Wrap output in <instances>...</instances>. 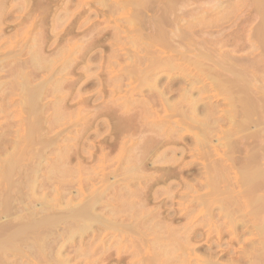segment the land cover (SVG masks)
<instances>
[{
    "label": "rangeland",
    "instance_id": "1",
    "mask_svg": "<svg viewBox=\"0 0 264 264\" xmlns=\"http://www.w3.org/2000/svg\"><path fill=\"white\" fill-rule=\"evenodd\" d=\"M20 1L22 3H20ZM43 1H41V0H23V1L22 0H1L0 1V8H1L0 12L2 13L4 11L1 14V18L2 19L0 18V31L2 30L1 31L2 34L0 33V36H1L0 37V83L2 85L1 88H0V108H2V110L0 109V114H1V116H0V143H1V145H0V157H4L6 152L11 151L10 149H12L11 147L14 144L15 139L19 140L20 137H21L20 133L23 134L22 125L24 127L25 123L21 122L22 121L21 120V116H22V119H23V116H26V113H22V111L19 112L20 109H22V107H21L22 105H21V102H20L21 95H19L20 92L22 93V85L20 84V82L27 75L26 73H29L30 76H29V78H27L28 81L30 79V81H29L30 83L29 84L30 85L33 84L32 86L40 84V87H41L40 90L43 92L41 94V96H42V98H41L42 101L41 102H42V106L43 107L45 106V108H43V110H45L43 112H45V113H43L42 115L43 116L46 115L47 118H48V119H46L45 123L50 125V123L52 122V125H50L52 129L49 128L48 125L46 124V126L49 128V131H47V133H48V135H50V136H48V135L47 136L48 137H52L56 133H59L57 131H60V133H61V131H63L61 133L62 136H60V134H58L60 137L56 136L58 141L55 142V143H57L58 145L57 144L56 145L52 144L53 146H50L49 144H51V143H49L48 144L49 147L47 149L44 148L46 150V152H45V157L42 160V165H41L42 168H41V170H39V172H37V176L38 177L40 176L38 178V180L40 179L39 183H43L42 181L46 180L45 177H49V179H54L53 183L50 180L52 184L48 181L49 179L47 180L48 184L46 183V181H44V183H46L45 184L46 186L43 184L45 188L47 187L46 189H48V187L51 185L50 187L52 189L49 187L50 189L46 191V189L44 187H42L44 190L41 187H39L41 192L38 189L39 192L37 191V193H39V194L43 193L44 194V193H47L49 191L48 192V195H49L51 190H52L51 192H53V190H54L53 188L56 187V188L60 189V187H61L62 194L64 195L62 197V199H61V204L66 206V205H68L67 202L68 201L70 202L69 197L70 198L72 197L71 203H70V204H72L73 203L72 201H75V202L79 201L80 202L83 199L82 197H84L83 195L88 196L95 189L99 190L101 188L100 193H102V190L104 189L105 192L103 191L104 193H102V195H101V201H99L100 204L96 205L95 211H96L97 214L99 213L100 216L103 215L101 217L108 218L107 221L109 220V222L110 221L113 222V221L116 220L114 223H110L108 225H114V226L117 225V227H118L117 228V227H113V226L110 227L109 226V227H107L108 229H106L105 226H103V225H101L99 223L97 224V223H95L97 221H94L95 224L93 223L92 228L90 227L91 228V229L89 228L90 230H86L85 234H84V232L81 235L77 234V236L73 237L74 238L73 240H71L72 238L69 240V239H66L65 237H63L64 240L66 239V241H64L63 238H62V240L65 242V244H64L63 241H59V244L63 243V245H62L63 247H61V250H60L61 251V255L62 256L64 255L65 257H68V258H65L63 256L65 259L69 260L68 261L69 264H72V263L73 264H136V263L137 264H141V263L142 264H186V263L187 264H200V263L201 264H219V262H220V264H222V263L223 264H225V263L226 264H264V256H261V255H264V253H262V252H264L263 251L264 249L261 246V244L264 243V240H263L264 238H262L264 236V233H263V231L260 232L259 229H258V231H259L258 232L257 231V227H256V226H258L257 224H261L259 226L263 225V222L261 223L259 220L261 219V221H262L263 220L262 218H264V201L262 203L260 200H257L258 202L261 203V204L259 203L260 204L259 207H261V208L259 210H257L258 215H255V216H257L258 221L256 220V217L254 216L255 217V218H253L254 221H255L254 222L252 217H250V214H251L250 212L252 210L254 211V209H255L254 207H257V206H253V208H254L253 209L252 206H251V202L247 201L248 198L243 193V192L246 191L247 194H248V197H249V195H251L250 193L253 192L252 196L253 195L257 196L258 195L259 197H261L260 199L263 200L264 199V192H263L264 191V186H263L264 185V182H263L264 181V174L263 173L261 174L263 177L261 175H260V177L259 176L257 177L258 178L257 181L255 180V182H256L255 183L256 184L255 188H253L254 190L252 189L251 192H250L251 188L248 191L245 190L246 188H245L244 184H241V185L239 184V186H238V183H237V186H236V183L232 184L234 182V180L232 179L233 176H234V179L237 180V178H235V175H233L234 173H232V172H228L229 173V174L227 173L228 175L226 174L227 176H229V178H226L227 176H225L226 179L225 180H224V178L221 179V180H223L222 183L220 181L221 184H224V181H227L228 179H230V182L228 180L227 182H225L227 184H224L222 186H219V185H221L219 183L217 185L218 186L217 187L218 190L216 188H212L211 186L210 187L212 189H210V187L207 186V181H206L208 177L206 178V173H204L206 171V169H204L205 165L215 164V163H212L213 159H214V161L219 159L220 155H218V154H220V153L223 154L224 152L226 153V151L229 148V146H230V150H231L230 151L231 153L230 152L229 153L231 154V156H233V164H234L235 167H239L240 165H242L244 163L245 158H249L248 157L250 155L249 152L253 153V154L252 153L251 154L253 155V159L252 160H253V163L255 162V165L261 164V163L264 162V155H263L264 154V147H263L264 146V144H263L264 143V130H263L264 129V123H263L264 122V114H263V112H264V98H263L264 97V78H263L264 77V74H263L264 73V55H263L264 54V52H263L264 48L262 47L264 44H263V42L261 40V37L254 38V36L251 35V34H253L252 30H254L256 28L259 29V27H261V28L264 27V26H261V24L264 25V20L262 21L263 16H264V9H261V7L263 6L264 3L262 4V2H261V7L258 8L259 3L257 2V0H243V1L242 0H233L232 2H231V0H220V2H222V3H220L219 0H217V1L216 0L215 1L214 0H202V4H200L201 0H197V1L196 0H184L183 1L184 3L182 2V0H179V2H177L178 4L176 6H174L175 9L176 8H178V9H176V10L174 9V11H175L174 12L173 11L174 7L172 6L174 4H171V2L174 1V0H171V1L170 0L169 1H167V0H150V1H152V2L149 1L150 3H148V2L146 3L145 1H147V0H143L144 1V2L142 1L143 4L144 3H146V4L142 5V3H140L139 5H137L139 7L138 10H137L138 7H135V4L134 5L132 4L134 7H132V5H130L132 3L131 2L132 0H130L131 3L129 2V4H128V5H130V7L127 4L124 3V0H123V2H122V0H114V1L113 0H110V1L109 0H85V1L84 0H53V1L52 0H45L46 2H43ZM119 1H121V2H119ZM125 1L128 3V0H125ZM165 1H167V2H165ZM193 1H194V3H193ZM226 1H228L229 3L226 2ZM239 1H240V3H239ZM16 2H17V4H16ZM27 2H28V4H27ZM113 2H115V3H113ZM175 2H176V0H175ZM256 2H257V4H256ZM54 3H56V5ZM122 3H124V4L122 5ZM165 3L170 5V6H172V9H171L172 12H169L170 9L166 10L167 8H164L165 7L164 6ZM23 4H24V6H23ZM33 4L35 5V7H33L34 6ZM59 4H61V5H59ZM109 4H111V5H109ZM221 4L223 6H221ZM53 5H55V6H53ZM6 6H8V7L6 8ZM56 6H59V7H56ZM195 6L198 7V8H196ZM218 6H219V9H218ZM234 6H235V8H233ZM41 7H43V8H41ZM162 7H163V9H162ZM181 7H182V9H181ZM40 8H41V10H40ZM58 8H59V10H58ZM132 9L135 10V11H133ZM186 9H187V11H186ZM35 10L37 11L36 13L34 12ZM64 10H66V11H64ZM136 10L138 11V14H137ZM188 10H189L190 14L188 13ZM216 10H217V12H216ZM219 10H220V12H219ZM261 10H263V11H261ZM28 11H29V14H27ZM57 11H59V12H57ZM108 11H109V13H108ZM199 11H202V13L199 12ZM230 11H231V14H230ZM52 12H54V14H52ZM141 12L143 14H141ZM210 12L212 14H210ZM259 12H261L260 13L261 15L259 14ZM127 13L131 14V15H127ZM221 13H222V15H221ZM106 14H107L108 17L105 16ZM163 14H165V16ZM170 14H171V16H170ZM175 14H177V15L180 14V16H177V18L180 17L181 21L180 20H175L176 22L174 21L175 16H176ZM225 14H229V16L226 15V17H225ZM156 15H157V17H156ZM168 15H169V18H168ZM39 16H41L42 18H40ZM127 16L129 18H127ZM136 16H138V17H136ZM141 16H142V18H141ZM158 16H160V17H158ZM189 16H191V17H189ZM197 16H198V18H197ZM206 16H208V17L206 18ZM212 16L216 20V22H215L216 24H213L214 22H213ZM223 16L225 17V19L222 18ZM260 16H261V18H260ZM33 17H34V19H33ZM51 17H53V18H51ZM114 17H116V19ZM130 17H132V18L136 17V18L134 20H131ZM244 17H245V19H244ZM157 18H161V21L157 22L158 21ZM182 18L184 19V21L185 20L187 21L188 18H189L188 20H190V19L191 20H190V22L188 21L189 23H187L185 21L186 22V26H185V22L183 21ZM196 18L197 19L200 18L199 21L201 20L200 21L201 24L199 23V21ZM22 19H24V20H22ZM195 19L198 22L195 21ZM207 19H209V20L206 21ZM220 19H222L223 21L219 22ZM243 19L246 20V21H244ZM21 20H22L23 23L24 22L25 23L23 24L21 22ZM50 20H52V21H50ZM56 20H58V21H56ZM164 20L166 21V23L163 22ZM94 21L98 22V23H95ZM170 21H172L173 24ZM203 21H206V22L204 23ZM217 21H218V23H217ZM136 22L137 23L139 22L138 23L139 26H138V24ZM156 22H157V24H156ZM38 23H39V25H38ZM195 23H196V25H195ZM198 25H201V26L199 27ZM117 26L120 27V28H118ZM156 26L158 27V29L156 28ZM205 26H206V28H205ZM246 26H247V28H246ZM255 26H256V28H255ZM91 27L93 29H91ZM163 27H164V29H163ZM177 28H179V29L181 28L182 31H185V29H186V30H188L187 31L188 33L185 31L186 32V33L184 32L185 35L190 34L189 35L190 37L193 36V39H191L189 37V39L186 38L185 40H186V42H187V39L190 40V42L192 40L193 41V45L192 46L196 45V43H197V45L194 46V48L191 46L194 49V51H195V47H196V51L195 52H197V50H199L201 48L202 49L204 48L203 50L201 49L200 51L202 53V51L205 50L202 53L203 55L205 53H207V54L204 55L205 58L202 59L204 61L203 63H205L206 66L207 65H213L214 64L213 62H215V63L220 62V64H221L224 61L223 59L227 57V56L226 57L222 56V54H227V52L229 51L228 54L231 53L233 56H231V58L228 59V60L231 62V59H232V61L233 60L235 61L236 65L238 64L237 66H235L234 65L235 64L234 61H233L234 64H232V63L230 64V65H233L232 71L233 70L235 71L234 68L237 69L238 66H239V67H242V68L238 69L241 72H244L245 67H247L246 68L247 71L245 69L244 74L246 72H249L248 68L253 72V75H252L251 71L249 72V74L251 73L250 75L252 76L251 77L252 78L251 82H253L251 88H248L246 90L243 89L244 90V91L242 90L243 92H241L239 90L237 91L236 89L235 90L238 93L240 92V95H242L245 92L243 94V96L245 98H248L249 102L251 104L254 103L253 107L255 108V110H254L255 112H254L253 118L254 119L257 118L259 120V121H257V123H259V124H257L258 125L257 128L254 127V126L252 127V124H251V128L250 127L249 128L252 129V130H249V128H248V130L251 131V133L254 134V136H251L253 134L250 135L251 138L252 137H254V138L251 139V138H249L250 136H248V138H247V136H246L247 134H246L245 135V137L247 138L246 139L244 137L245 133L243 132L242 133L243 136H241L242 134H240V138H237L238 135H236V137H234L235 139L233 138L232 139L233 141H231L229 143L230 145H228L226 143L228 145V148L226 147L227 145L225 146L226 139H224V138H226L225 136H226L227 131H229L231 129V121H229L231 119L230 117L233 116L234 118H232V119L233 120H237V119L240 118V114L238 115V113H239L238 110H237L238 107H235L234 109H232L233 107H231L232 106L231 103L228 100H226V98H224V96H225L224 94H221V96H219V91H220L219 88H215L213 86L211 87L210 81L207 78L214 77V75H217L218 73L215 70L214 71L216 72V74L214 72H212V71L205 70L208 67H206L204 69L205 66H203V69H204V70H202L203 73H199L197 70H199L202 67L197 69L198 65L195 64L197 60H195V59H194L195 62L192 63V61H193V59H192L191 60L192 64L190 63L189 65L188 64H184V65L181 64L180 65V63H182L183 61L182 62L180 61V63H179V61H177L176 63L179 64L177 66V68L179 66H181L180 67L181 70L179 68L177 70H176V68H172V69H170V70H172V72H170L168 68L167 69L165 68V70H162L164 66H162V65L159 66L158 63H155V64H157V66L151 64L153 67L150 65V63L152 61L154 63L155 59L153 58V60H152V57H155V55L157 54L156 49H158V47H156V48H155V46L152 47V45L149 43V41L153 42L154 40L155 41L156 40L157 41L161 40L160 36H158V35H161L160 34L161 31L159 29H162V30L166 31L167 33L170 32L168 34V35H170L168 38L171 40L172 39L171 32L172 31L173 32H177V31H175ZM196 28H197V30H196ZM199 28H201V30ZM238 28H240V29H238ZM242 28H243V30H242ZM54 29H55V31H54ZM118 30H120V31H118ZM157 30H158V32H157ZM250 31H252V32H250ZM204 32H205V34H204ZM53 34H54V36H53ZM55 34H56L57 37L55 36ZM216 34H218V35H216ZM231 34H232V36L230 37ZM194 35L197 38H194L195 37ZM245 35H246V37H245ZM202 37H203V39H202ZM232 37H234V39ZM7 38H10V39H8L9 41H7ZM2 39H4V40H2ZM175 39H177V38H175ZM262 39H263V37H262ZM244 41L247 44L250 43V45L246 46V43ZM256 41H258L257 44H256ZM68 42H70V43H68ZM186 42L184 41V44ZM194 42H196V43H194ZM9 43H11V44L9 45ZM188 43H186V44H188ZM214 43H215V45H214ZM251 43L252 44L254 43V45H252ZM219 44H220V46H219ZM150 45H151L152 48L150 47ZM259 45L261 46V49L259 48L260 47ZM10 46H11V48H10ZM173 46L176 47L177 45L173 44ZM181 46H182V49H185L184 48L185 46L184 47H183V45H181ZM189 46L190 45H188L187 51H188L189 55H191L192 53L190 54V52H189L190 51ZM239 46L240 47L242 46V47L240 48ZM255 46H257L258 48L255 47ZM219 47L222 48V49H220ZM235 47H236V49H235ZM254 47H255V49H254ZM207 48L209 49L210 52L207 50ZM220 50H221V52H225V51L226 52L222 53V54L221 53L218 54L220 52ZM223 50H225V51H223ZM233 50H234V52H233ZM38 51H39V53H38ZM247 52L251 53V54H248ZM252 52H254L255 55ZM239 53H240V55H239ZM261 53H262V55H261ZM230 55L228 57H230ZM36 56L39 57V59L36 58ZM262 56H263V58H262ZM30 57H32L33 59L30 58ZM44 57H48V58H44ZM206 57H208V58H206ZM239 57H240V59L237 60ZM247 57L248 58L251 57L254 62H251L252 60L248 59ZM241 58H243V59H241ZM28 59H30V60L28 61ZM33 60H36V62L35 61H34L35 63L32 62ZM228 60H227V62H229ZM20 61H22L21 65H20ZM189 61L190 60H188V63H189ZM246 62H247L248 65L246 64ZM223 63L225 64L226 62L224 61ZM239 63H240V65H239ZM242 63L245 65V67H244V65H242ZM34 64H35V66H34ZM226 64H225V67L229 68L230 66H226ZM149 65L151 66V69H150V67L148 68ZM19 66H20V68H22V66H23L22 69H24V70H20L19 71L18 70ZM43 66H44V68H43ZM154 66H156L157 68L159 66V69L161 71L159 69H157V68H156V70H153L152 68H154ZM249 66H251V67H249ZM182 67H183V70H182ZM258 67H260V68H258ZM216 68H218L216 70H219L218 66ZM135 69L139 70L138 73H136L137 71ZM141 69H142V71H141ZM148 69H150V70L148 71ZM144 70L146 72H148V73L150 72L151 73L150 75H153V76L151 77L149 75V77H151V78H149V77L147 78L146 77L147 79H146V81L144 80V83H143V82H141L143 80H141L140 78L142 77V79H145V78H143V74H145ZM29 71H31V72H29ZM208 71H209L210 74L208 73ZM220 71L222 72V69ZM200 72H201V70H200ZM258 72H259V74H258ZM206 73H207V75L209 74L208 75L209 77H207ZM224 73H226L225 75L228 74V77L231 74V73H229L227 71L223 72L222 74H224ZM255 73H256V75H254ZM154 74H156V75H154ZM200 75H202V76H200ZM257 75L259 77H257ZM134 76H135V78H134ZM145 76H147V75H145ZM26 77H28V76H26ZM118 77L121 78L122 80H120ZM155 77H156V84L154 86H152V87L155 88V91L156 90L157 91L160 90V88L162 89V86H164L163 88L167 87L166 88L167 89V94H168L167 96L169 97V99H171L172 102H177V100L179 99V95L182 92V89L184 87H188V88H190L191 96L193 95L192 97L195 96L197 100H200V101H197L199 104L196 103L197 109H199V111L202 112L203 106L207 102L210 101L211 103H213L214 106L217 107V108L214 107L215 108L214 111L217 110L215 112V117L217 116L216 118L218 119V121L216 120L217 123L215 122V124H214L216 127H214V126L212 127L213 131L210 130L211 134L208 131V132L205 133V135H201V134H204V133H202L203 131L202 132L200 131L202 127L199 126V125L193 126V124L191 122H189V120L187 118H184V119H182L181 123H183V126L184 127L186 126V127L184 129H181L179 133L168 132V133H164V134L161 133L160 135L158 134L157 136L155 134V137L156 138L158 137L157 139L155 137H153L154 135L153 136L150 135V137H152V139H153V142H151L152 141V139H151L150 142L148 141V144L146 142L147 139L141 140L140 144L142 143L141 145H144L145 147H141V146L137 147V150H135V151L139 152V153H137L138 156H139V154H141L143 156H146L145 158H147L146 154H147L148 151L155 156V154H156L155 152L156 151H154V152H151V151L159 149V147H158L159 146V142H160V145H162V146H160V148L161 147H163V148L165 147L164 149H166L167 152L168 151L169 152L166 153V151L164 152V149H162V151L164 153V154H162L161 149H159L161 151V153H160L162 155L161 156L159 154V152H158L159 150H157L158 155L156 154L157 156H155L154 158L158 157L159 158L158 161L160 163L157 162V161L156 162L154 161L155 164H152V165H154L153 167L151 165V162H149V160H148V158L150 157L151 154H149L148 158L145 159V160L148 161V163H150V164H147V166H146V161L144 162V160L140 159V158H143V157L139 156L138 158L141 161L138 160L137 162H142L143 161L145 163L144 164V168L142 167V169H141L140 165H143V164L139 163L140 164V165H138V167H140V169H139L138 167H136V165L138 163L135 162V159H138V158H136L137 154L134 157V162H133V159L132 160L130 159L131 163H130V160H129V158H130L129 156L131 155V158H132L134 156L133 154H135V151L133 153V150H132V149H134L133 146L136 145L133 140L137 141L136 143H138L140 141V139H144L145 138V137H143L144 135H142L143 132H141L143 130L140 131L139 129L140 128L142 129V127H145L146 126L145 124L148 125L149 122L152 123V122L156 121L155 119L157 118L156 116H155L156 118H154L152 113L151 114H148V113L144 114L143 113L146 108L148 109V107H146V106H149V104H150V106H152L151 104L154 105L156 101L158 102L157 96L155 98V95H157V94H154L157 91L154 92V90L152 88V91H153L152 92L150 90L151 87L149 85V84L152 85L153 79ZM204 77H206V79ZM230 77H231V75H230ZM253 77L255 78L256 82H255ZM110 78H111V81H109ZM247 78H249V80L251 79L250 76L247 77ZM137 79L138 80L140 79L141 81L139 80V82H138ZM149 79H150L151 83L147 82V81H149ZM15 80L18 81V82H16ZM197 80H199V81H197ZM116 81H117V83H116ZM120 82L122 84H120ZM208 82H209V84H208ZM17 83H19V84H17ZM165 83L167 84V86H166ZM239 83H241V82L239 81ZM242 83L244 84V81ZM116 84H117V86H115ZM168 84H170V85H168ZM17 85H19V86H17ZM255 85H256V87L258 85L259 86L256 88ZM118 86H121V87L119 88ZM190 86L193 87L194 89L191 88ZM241 86H243V85H241ZM253 86L255 87L254 89H253ZM260 87L263 88V89H261ZM117 88H119L120 90L117 89ZM116 89H117V91H116ZM258 89H260V90H258ZM11 90H12V92H11ZM256 90H258V91H256ZM55 91H57L58 94ZM119 92H121V94ZM13 93H14V95H13ZM149 93H151V94H149ZM206 93H207V95H206ZM220 93H221V91H220ZM258 93H259V95H258ZM79 95H80V98H78ZM151 95L152 96L154 95V96L152 97ZM222 95H224V96H222ZM121 96H122L123 100H122ZM135 96L137 98H135ZM252 97L254 99L256 98V100H254ZM62 98L64 100H62ZM144 98L147 99L148 101H146ZM223 99H225V100L223 101ZM248 99H246V100H248ZM85 100H87V101H85ZM150 100H151V102H153V101H155V102L151 103ZM111 101H112V103H113V105L115 107L112 106ZM53 102L55 103V105H54ZM143 102L145 103V105H144ZM148 102H149V104H148ZM260 102H261L262 105L260 104ZM73 103H75V104H73ZM158 103H160V102H158ZM69 104L71 106H69ZM129 104H130V106H129ZM216 104H217V106H216ZM74 105H76V106H74ZM139 105H140V107L138 108L137 106H139ZM141 105L144 106V109H143V106H141ZM124 106H126V107H124ZM155 106H153V107L159 109L161 104H160V106H159V104H155ZM258 106H259V108H258ZM153 107H150L149 108L150 111L149 110L148 111L149 112H153V111H151V108H153ZM76 108H78V109H76ZM128 108H130V109H128ZM218 108H220V109L218 110ZM226 108H227V110H226ZM62 109H64V110H62ZM94 109L96 111H94ZM120 109L121 110L124 109V110L121 111ZM139 109H140V112L142 111V113H140V114H143V116L138 114L139 113ZM3 110L7 113V115L5 114V112ZM12 110H14V111L12 112ZM74 110L76 111V113H75ZM152 110H154V109H152ZM233 110H237V113H235V111L233 113L232 112L229 113V111H233ZM256 110H257L258 114L255 115ZM57 111H60V112L57 113ZM124 111H125V113H124ZM160 111H161V115H162L163 112H162V110H159V112ZM67 112H69V113H67ZM112 112H114V113L111 114ZM20 113H21V115H20ZM55 113H57V115H55ZM81 114L83 116H85V118H83L81 116ZM94 114H96V115H94ZM198 114H199V116L203 115V114H200V113H198ZM137 115H138V117H137ZM139 115L141 116L140 119H139V117H140ZM146 115H147V117H145ZM150 115H152V116L149 118ZM155 115H159V114L155 113ZM235 115H238V117H236ZM257 115H258V117H257ZM80 116H81V118H80ZM228 116H229V119H228ZM132 117H134L135 119L132 118ZM152 117L154 119H152ZM213 117L214 116H211L212 119H213ZM53 118L58 119L57 120L58 122L55 119H53ZM176 118H179V116H176ZM219 118H220V121H219ZM130 119H131V121H130ZM150 119H151V121H150ZM208 119L210 121L209 120H207V121L211 122V119L210 118H208ZM47 120H49V121H47ZM50 120H52V121L50 122ZM59 120H61V121H59ZM172 120H174V119H172ZM133 121H134V123H133ZM136 121H137V123H136ZM144 121H145V123H144ZM19 122H21V123H19ZM141 122H142V124H140ZM130 124H131V126H130ZM139 125L142 126V127H140ZM19 127H20L21 130L19 129ZM62 127L65 128V130ZM88 127H89V129H88ZM191 127L195 131H196V127H199V128H197V131L200 134V136H199L200 139H202V138L205 139L206 135L207 136L210 135L209 137L206 136V139L208 138L207 140L209 141L206 144V146L207 145L208 146L207 147L204 146L201 149V151H196L193 148L194 147L193 144H194L195 141L193 142L194 135L192 136V133H191L192 129H190ZM260 127H261V129H260ZM3 129H5V130H3ZM175 129H178V127H175ZM215 129H217L219 131L215 132ZM227 129H229V130H227ZM258 129H259V131H258ZM223 131H225L226 133L223 132ZM17 132H19V133H17ZM255 132L257 134H255ZM258 132H259L260 135L258 134ZM97 133H98V136H97ZM134 133H135V135H134ZM146 133L148 135L147 137H149L150 133L152 134V132H150L149 134H148V132H146ZM146 133H144V134L146 135ZM138 134H140L141 136H139ZM16 135H17V137H16ZM166 135H167V137H166ZM106 136H107V138H106ZM138 136L140 137L139 139H138ZM135 137H136V139H135ZM210 137H212V138H210ZM163 138H164V140H163ZM104 139L106 141H104ZM149 139L150 138H148V140ZM1 140H2V142H1ZM9 140L11 141V143H10ZM222 140H223V142H222ZM110 141H111V143H110ZM130 141H131V143H130ZM213 141L216 144H214ZM253 142H255V144ZM222 143H224V144H222ZM132 144H133V146H130ZM212 144H214V145H212ZM127 145L130 146V152L128 150L129 148H128ZM164 145H166L167 148ZM216 145H217L218 150H217V148H215ZM253 145L254 146L256 145V146L254 147ZM20 146L23 147V142H22V145H20ZM108 146H110V147L108 148ZM211 146H213V148ZM233 146H235V147H233ZM54 147H55V149H54ZM195 147H197V146H195ZM123 148H125V149L123 150ZM143 148H145V150ZM225 148H226V150H224ZM234 148H235V150H234ZM99 149H102L103 151L99 150ZM119 149H121V150H119ZM138 149H140V150L138 151ZM55 150L56 151L58 150L57 153H56ZM60 150H62V151H60ZM141 150L146 151L145 152L146 154H144L143 151L141 152ZM194 150H195V152H194ZM207 150L210 153L209 155H208ZM233 150H234V153H232ZM32 151L33 150L29 151L30 153H27V156H28V154H29V156H30V154L32 156L34 154V152H36L35 149H34V152H32ZM118 151H120V153ZM121 151H122V153H121ZM73 152H75V153H73ZM66 153H69V154H66ZM103 153H104V157L102 155ZM56 154H57V156H56ZM254 154H255V156H254ZM46 155H47V157H46ZM67 155H69V158H68ZM153 155H152V157H153ZM245 155H246V157H245ZM71 156H73V158ZM209 156H210V158H208ZM64 157L65 158L67 157L66 159H67V161L69 160L70 163H69V161L68 162L65 161ZM82 157H83V159H82ZM113 157H115L114 159L118 158L120 160V162H119L118 159H116V161H114ZM152 157H150V158H152ZM250 157H251V155H250ZM61 158L63 159V161H61L62 160ZM107 158H109V159H107ZM110 158H112V160ZM102 159L104 161H102ZM161 159H163L164 161L161 160ZM235 159H237V160L235 161ZM80 160H81V162H78ZM105 160H107V161H105ZM257 160L259 161V163H258ZM97 161H99V162H97ZM126 161H129V162L127 163ZM205 161H206V164L204 165ZM25 162L28 163L29 161L28 162L25 161ZM59 162H63V163L66 162L65 167H69L68 170H71V171H69L68 173L71 172L72 174L71 173L70 174H68V173L67 174L66 173L59 174V173L56 172L57 174H59L58 175L59 177L61 175V177L63 178L62 179L60 177V179H59V177L56 178L57 175L55 174V172L53 174V172L51 171L50 174L53 175L52 176L53 178H50L51 176H47V174L50 175L48 173L49 171H47L49 166L51 167L55 163L57 165L61 166V167H58V169H63L64 170V164L61 165L62 163H59ZM110 162L113 163V164L115 163L116 165L115 164L113 165ZM152 162H153V160H152ZM51 163H52V165H51ZM132 163L134 165L136 163L135 167H136V169L138 168L137 170H140V172H138L135 169V171L132 170V172H131L133 175L132 174L125 175L126 171L130 167L129 165L131 164V167L134 166ZM82 165H83V167H82ZM107 165L109 166V168H108ZM126 165H128L129 167L126 166ZM148 165H149V168H148ZM94 166H96V167H94ZM127 167H128V169H127ZM73 168H74V170H76V168H77V170L74 171ZM99 168H100V170H101V168H103V169L100 171V170H98ZM125 168L127 169L126 171H125ZM68 170L66 169L65 171H62V170L61 171L62 172H67ZM88 170H90V171H89V175L87 177ZM72 171H74V172H72ZM128 171H130V170H128ZM133 172H136V175ZM141 172H143L145 175L143 173L140 174ZM210 172H212V171H210ZM102 173H103L104 176L101 175ZM149 173L150 174L153 173V175L152 174L150 175ZM146 174H147V177H146ZM80 175L82 176V178H80L81 177ZM95 175H96L97 178L95 177ZM131 175H132V177H131ZM140 175H143V177L145 176L144 177L145 178L144 182H142V180L140 182ZM83 176H85L88 179L83 178ZM125 176H128V177H125ZM137 176H139V177H137ZM152 176H153V178H152ZM65 177H67L66 180H65ZM41 178H42V180H41ZM129 178L130 179L135 178V180H136V178H138V179H137V181H135L134 179L132 181V180H129ZM113 179L117 180L116 183H115V181ZM184 179H185V181H184ZM68 180H69V182H68ZM70 180L71 181L73 180V181L71 182ZM187 180H189V181H187ZM105 181L108 184L109 183L110 184L108 185L107 183H105ZM231 181H232V183H231ZM0 182H2V184H3V185H1V183H0V185H1L0 186L1 187L0 188V197H2V195H1L2 191L6 190V189H4L6 186L4 185L5 182H3L1 180H0ZM66 182H67V184H65ZM95 182H96V184H95ZM102 182H104V184ZM139 182H140V184H139ZM184 182H186L187 184L184 183ZM194 182H196V183H194ZM203 182H204V185H203ZM62 183H64V185ZM99 183H101L100 184L101 186L99 185ZM114 183H115V186H114ZM127 183H129V184L127 185ZM229 183H230V185H229ZM106 184H107V187L105 186ZM123 184H124V186H123ZM182 184H184V185H182ZM52 185H54L55 187H53ZM65 185H67L69 188L65 187ZM96 185L98 187H96ZM191 185H193V187ZM26 186L27 185H25L24 188H27ZM93 186H94V188H93ZM109 186H110V189H108ZM127 186H128V188H127ZM229 186H231V187H229ZM261 186L263 188H261ZM64 187H65V190H64ZM111 187L113 188V190H112ZM205 187L207 189H205ZM227 187H228V189H226ZM232 188H234L235 190L232 189ZM83 189H84V191H83ZM126 189H127V193L123 194L124 192H126ZM128 189L131 190L133 193H131V192L129 193ZM142 189H143V191H142ZM160 189H161V191H160ZM186 189H187V191H186ZM223 189H225L227 191L228 190L229 191H231V190L233 191L230 194H228V193L225 194L228 197L230 196V197L235 198L237 195H239L238 198H236L237 200L235 201L232 198L234 200L233 201L229 197L228 199H230L231 202H229L230 200L225 202V200H223V199L226 196L224 195L223 191L225 193L227 191H225ZM24 190L27 191L26 189H24ZM28 190H29V188H28ZM69 190H70V192H69ZM210 190H213V191H210ZM238 190L239 191L243 190L242 193L244 194L245 197L242 196L243 194L241 192L239 194ZM42 191H45V192H42ZM80 191H82L83 193L82 192L80 193ZM181 192H183V194ZM197 192H198V194H197ZM211 192H212V194L214 193L213 194L214 196L211 194ZM248 192H250V193H248ZM187 193H189V194H187ZM54 194L55 193H52V196L50 194L49 198L51 197V199H52ZM126 194H127L128 198H127ZM130 194H132V195H130ZM163 194H165V195H163ZM205 194H208V195H205ZM116 195H119L118 198H117ZM231 195H233V196H231ZM258 196H257V198H258ZM140 198L143 199V200H141ZM208 198H209V200H208ZM220 198L224 201L225 206H226L227 210H229V211L226 210L224 205L222 206L223 202L221 201ZM245 198H247V200ZM144 199H146L145 203H144ZM228 199H226V200H228ZM241 199H243L242 202H241ZM198 200H199V202H201V201L202 202L199 203ZM251 201H253L255 203V204L252 203V205L253 204L256 205V203H257L256 198H255L256 202L254 201V199L252 200V198H251ZM79 202H76V203H79ZM124 202H127V204L124 203ZM209 202L212 205H210ZM236 202L238 204L240 203V205L236 206L237 205ZM143 203H144V206L141 205ZM216 203H217L218 206L221 203L220 204L221 206L218 207L216 205ZM61 204H60V206L62 207ZM115 204H117L119 206L117 207V205H115ZM231 204H232L233 207L232 206H230V207H232V208H230L228 206V205H231ZM243 204H244V206H243ZM234 205H235V207H234ZM246 205H247V208H246ZM121 207L123 208V211L120 209ZM221 207L222 208L224 207L225 209H221ZM240 207H241L242 210L240 209ZM205 208H207V210ZM262 208H263V210H262ZM114 209H116V210H114ZM209 209H211V210H209ZM231 209H233L235 213ZM205 210L207 212H205ZM225 210H226V212H225ZM249 210H251V211H249ZM117 211H119V212H117ZM128 211H129V213H128ZM198 211L199 212L201 211L202 214H200L201 212L199 213ZM213 211H215L216 213L213 212ZM261 211H263V212H261ZM113 212H115L116 215H114L115 213H113ZM122 212H123V214H122ZM224 212L227 213L228 215L225 214ZM118 213L121 214L123 217H119L120 215H118ZM125 213H126V216L124 215ZM214 213H215L216 216L213 215ZM222 213L227 218L224 215H222ZM229 213L232 214V217H231V214L229 215ZM253 214H257V213L253 212ZM117 215H118L119 220L117 219V217L115 218V216H117ZM145 216H146V218H145ZM205 216H207L208 218H206ZM211 216H212V218H210ZM133 217H134V219H133ZM142 217H143L144 220L142 219ZM233 217L234 218L236 217V218L234 219ZM9 218H11V217L9 216ZM136 218H138V219H136ZM120 219H122L124 222L126 221L125 222L126 225H127V223H129L127 227H131V226L133 227L134 226L133 230H131L132 228L131 229L128 228V229H126L127 232L124 231L125 228L123 227L124 225H122V223H124V222H121L122 220H120ZM189 219H191V220H189ZM231 219L233 220V222L231 221ZM147 220H148V222H147ZM228 221H229V223H228ZM230 221L232 222L231 223L232 225L230 224ZM152 222H153V224H152ZM198 222L200 223V225H199ZM209 223H210V225H209ZM255 223H257V224H255ZM130 224H132V225L130 226ZM61 225H62V228H64L63 226H66L64 224H61ZM61 225H60V227H61ZM119 225H122V226H119ZM143 225H144V227H143ZM226 225H228V227ZM229 225L231 226V228H229L230 227ZM209 226L211 228L212 227L213 228L212 229L208 228ZM121 227L124 228L123 231L117 230V229H122ZM147 227H150V228H147ZM109 228L112 229V231ZM249 230H251V231H249ZM252 230H254L253 231L254 234H253ZM178 231H179V233H178ZM256 231L258 233H260V235L263 233L261 235L262 237H259L260 235L257 234ZM208 233H209V236L207 235ZM255 234H257L258 236L255 235ZM52 236L53 237H50V240H51V242H53V244L49 243L50 246H47L48 247V248L46 247L47 249L46 248L43 249L44 253L43 252L39 253V254H42V255H39L38 254L39 251H36L37 249H35L33 247L32 248H30V247L29 248H25L26 250L28 249V251L31 250L30 253L33 254L32 255L33 257H34V255L36 256V254H38L39 256L37 255V257L41 258V256H43V258L45 257L44 260L47 259L46 261H42V260H40V258H37V257H35V259L33 257L32 258L30 257L32 262L29 261L30 260L29 258H28L29 260H27L26 258H22V259H18L16 261V263L13 262V264L14 263L15 264H28V263L29 264H32V263L33 264H50L49 263L50 261H51V264H52V261H54V260L58 261L57 260V259H59V258H57L58 254L56 255L57 251H54V250H57V248H56L57 245L54 246V244H56L57 242H56V240H53L56 235H52ZM92 238H93V240H91ZM177 238H179V239H177ZM151 240H152V243H150ZM54 241H55V243H54ZM69 241H70V246H69ZM101 241H103V242H101ZM176 241H177V243H176ZM183 242L186 243V244H184ZM188 242L192 246L189 245ZM97 243H98V246H97ZM141 243H143L144 245L141 244ZM179 243H180L181 246L179 245ZM258 243H260V244H258ZM194 244H196V245H194ZM155 245L156 246L158 245L159 247L157 246V248H156ZM176 245H177V247H176ZM217 245H219V247ZM251 245H252V247H251ZM149 246H150V248H149ZM254 246H255L256 249L254 248ZM260 246L262 248L261 249L262 252H260L261 250L256 252L260 248ZM52 247H55L56 249H54ZM82 247H83V249H82ZM90 247H91V249H90ZM75 248H76V250H79V251H76ZM88 248H89V250H88ZM92 248H94V249H92ZM49 249L50 250L53 249V251L52 250L51 251L56 256L52 255L51 254L52 252L49 251ZM191 249L193 251H191ZM68 250H70V251H68ZM104 250H107L108 252L104 251ZM138 250H140V251H138ZM146 250H148V251H146ZM244 251H246V252L244 253ZM49 252H51V253H49ZM54 252H56V253H54ZM259 252L261 253V255H260ZM87 253L88 254L90 253V254L88 255ZM185 253L188 256L185 255ZM256 253H259L258 254L259 256L257 255L258 256V258H257L258 260L256 259V255H255ZM8 254H9L8 255L9 257L6 258V256H7L6 254H4L2 256V253H0V255L2 256V257L0 256L1 257L0 258V264H11V260H10L12 258L10 256L11 253H8ZM96 255L98 256V258H97ZM117 255H119L120 257L119 256L117 257ZM49 256H50V260H49ZM62 256H61V258H62ZM181 256H183V257H181ZM247 256H249V257H247ZM51 257H53V258H51ZM82 257H84V258H82ZM187 257H188L189 260H187ZM195 257L197 259H195ZM203 257H204V259L206 258L207 261L204 260ZM259 257L261 259H259ZM96 258L98 260H96ZM5 259H6V261H5ZM32 259H34V260H32ZM51 259H54V260H51ZM39 260L41 261V263H40ZM76 260H78V261H76ZM247 260H249V261H247ZM4 261L7 262V263H5ZM26 261H27V263H26ZM208 261L210 263H208ZM56 263H58V262H56ZM53 264H55V263H53Z\"/></svg>",
    "mask_w": 264,
    "mask_h": 264
},
{
    "label": "bare ground",
    "instance_id": "2",
    "mask_svg": "<svg viewBox=\"0 0 264 264\" xmlns=\"http://www.w3.org/2000/svg\"><path fill=\"white\" fill-rule=\"evenodd\" d=\"M1 1V0H0ZM23 1V0H22ZM41 1H43V0H41ZM53 1V0H52ZM85 1V0H84ZM110 1V0H109ZM114 1V0H113ZM143 0H132L131 2H130V0H128V3L124 0V3L125 4H129V2L131 3L130 5H134L135 4V7H138L137 5H139L140 3H142V5H145L147 2L148 3H150V2H152V1H150V0H147V1H145L146 3H144L143 4V2H142ZM150 1V2H149ZM167 1H169V0H167ZM167 1H165V2H167ZM171 1V0H170ZM184 0H182V2H183ZM197 1V0H196ZM215 1V0H214ZM217 1V0H216ZM233 0H231V2H232ZM243 1V0H242ZM6 2V1H5ZM4 2V3H5ZM38 2V1H37ZM43 2H46L45 0L43 1ZM50 2V1H49ZM48 2V3H49ZM55 2V1H54ZM58 2V1H57ZM119 2H121V1H119ZM122 2H123V0H122ZM177 2H179V0L177 1L176 0V2H175V0L174 1H172L171 2V4H174V5H172L173 7L174 6H176L178 3ZM219 2H220V0H219ZM226 2H228V1H226ZM230 2V3H231ZM235 2V1H234ZM238 2V1H237ZM236 2V3H237ZM254 2V1H253ZM257 2L259 3V5H258V8H260L261 7V2H262V4L264 3V0H257ZM257 2H256V4H257ZM3 3V4H4ZM20 3H22L21 1H20ZM25 3V2H24ZM35 3V2H34ZM51 3V2H50ZM100 3V2H99ZM113 3H115V2H113ZM112 3V4H113ZM124 3H122V5L124 4ZM170 3V2H169ZM181 3V2H180ZM184 3V2H183ZM193 3H194V1H193ZM212 3V2H211ZM218 3V2H217ZM216 3V4H217ZM220 3H222V2H220ZM219 3V4H220ZM229 3V2H228ZM239 3H240V1H239ZM16 4H17V2H16ZM15 4V5H16ZM27 4H28V2H27ZM55 5H56V3H54ZM103 4V3H102ZM119 4V3H118ZM121 4V3H120ZM152 4V3H151ZM166 4V3H165ZM164 4V8H167L166 10H168V9H170V11L169 12H172V6H170V5H168V4H166L165 5ZM200 4H202V0H201V3ZM213 4V3H212ZM215 4V5H216ZM235 4V3H234ZM5 5V4H4ZM34 5V4H33ZM37 5V4H36ZM47 5V4H46ZM52 5V4H51ZM55 5H53V6H55ZM59 5H61V4H59ZM109 5H111V4H109ZM130 5H128L129 7H130ZM132 5V7H134ZM150 5V4H149ZM181 5V4H180ZM183 5V4H182ZM225 5V4H224ZM9 6V5H8ZM8 6H6V8L8 7ZM22 6V5H21ZM23 6H24V4H23ZM30 6V5H29ZM49 6V5H48ZM68 6V5H67ZM97 6V5H96ZM104 6V5H103ZM118 6V5H117ZM169 8H168V7ZM186 6V5H185ZM202 6V5H201ZM211 6V5H210ZM217 6V5H216ZM220 6V5H219ZM219 6H218V9H219ZM221 6H223L222 4H221ZM231 6V5H230ZM5 7V6H4ZM15 7V6H14ZM13 7V8H14ZM27 7V6H26ZM31 7V6H30ZM33 7H35V5L33 6ZM47 7V6H46ZM56 7H59V6H56ZM100 7V6H99ZM127 7V6H126ZM125 7V8H126ZM183 7V6H182ZM182 7H181V9H182ZM187 7V6H186ZM196 7V6H195ZM206 7V6H205ZM204 7V8H205ZM213 7V6H212ZM226 7V6H225ZM264 7V4H263V6L261 7V9H264L263 8ZM37 8V7H36ZM35 8V9H36ZM41 8H43V7H41ZM41 8H40V10H41ZM63 8V7H62ZM61 8V9H62ZM68 8V7H67ZM101 8V7H100ZM104 8V7H103ZM143 8V7H142ZM196 8H198V7H196ZM211 8V7H210ZM215 8V7H214ZM233 8H235V6L233 7ZM232 8V9H233ZM22 9V8H21ZM130 9V8H129ZM135 9V8H134ZM139 9V7L137 8V10ZM162 9H163V7H162ZM174 9H175V7L173 8V11H174ZM176 9H178V8H176ZM175 9V10H176ZM201 9V8H200ZM223 9V8H222ZM255 9V8H254ZM5 10V9H4ZM28 10V9H27ZM31 10V9H30ZM39 10V9H38ZM47 10V9H46ZM57 10V9H56ZM55 10V11H56ZM58 10H59V8H58ZM128 10V9H127ZM133 10V9H132ZM136 10V11H137ZM185 10V9H184ZM211 10V9H210ZM209 10V11H210ZM235 10V9H234ZM256 10V9H255ZM260 10V9H259ZM0 11H1V8H0ZM21 11V10H20ZM49 11V10H48ZM63 11V10H62ZM64 11H66V10H64ZM68 11V10H67ZM133 11H135V10H133ZM146 11V10H145ZM162 11V10H161ZM186 11H187V9H186ZM195 11V10H194ZM198 11V10H197ZM203 11V10H202ZM202 11H199V12H201L202 13ZM222 11V10H221ZM228 11V10H227ZM226 11V12H227ZM232 11V10H231ZM231 11H230V14H231ZM253 11V10H252ZM261 11H263V10H261ZM4 12V11H3ZM2 12V13H3ZM23 12V11H22ZM27 12V11H26ZM35 13L37 12L36 10L34 11ZM39 12V11H38ZM41 12V11H40ZM57 12H59V11H57ZM61 12V11H60ZM107 12V11H106ZM131 12V11H130ZM163 12V11H162ZM175 12V11H174ZM204 12V11H203ZM216 12H217V10H216ZM215 12V13H216ZM219 12H220V10H219ZM1 12H0V18H1V14H2ZM42 13V12H41ZM56 13V12H55ZM68 13V12H67ZM108 13H109V11H108ZM129 13V12H128ZM127 13V15H131V14H128ZM188 13H189V10H188ZM207 13V12H206ZM229 13V12H228ZM258 13V12H257ZM261 12H259V14H260ZM20 14V13H19ZM27 14H29V11H28V13ZM32 14V13H31ZM52 14H54V12H52ZM69 14V13H68ZM137 14H138V11H137ZM141 14H143L142 12H141ZM190 14V13H189ZM204 14V13H203ZM210 14H212L211 12H210ZM209 14V15H210ZM23 15V14H22ZM33 15V14H32ZM51 15V14H50ZM140 15V14H139ZM164 16H165V14H163ZM162 15V16H163ZM176 16H175V19H174V21L175 20H180L181 18L179 17V18H177V16H180V14H175ZM186 15V14H185ZM221 15H222V13H221ZM226 15H228L229 16V14H225V17H226ZM261 15V14H260ZM38 16V15H37ZM53 16V15H52ZM62 16V15H61ZM102 16V15H101ZM105 16H107V14L105 15ZM133 16V15H132ZM161 16V15H160ZM160 16H158V17H160ZM170 16H171V14H170ZM182 16V15H181ZM205 16V15H204ZM258 16V15H257ZM40 18H42L41 16H39ZM108 17V16H107ZM136 17H138V16H136ZM135 17V18H136ZM156 17H157V15H156ZM183 17V16H182ZM189 17H191V16H189ZM200 17V16H199ZM208 16H206V18H207ZM215 17V16H214ZM225 17L223 16L222 18H224L225 19ZM247 17V16H246ZM256 17V16H255ZM18 18V17H17ZM51 18H53V17H51ZM59 18V17H58ZM115 19H116V17H114ZM127 18H129L128 16H127ZM131 18V20H134L135 18H132V17H130ZM141 18H142V16H141ZM155 18V17H154ZM168 18H169V15H168ZM171 18V17H170ZM177 18V19H176ZM186 18V17H185ZM197 18H198V16H197ZM196 18V19H197ZM210 18V17H209ZM212 18H213V16H212ZM217 18V17H216ZM252 18V17H251ZM258 18V17H257ZM260 18H261V16H260ZM2 19V18H1ZM27 19V18H26ZM29 19V18H28ZM33 19H34V17H33ZM32 19V20H33ZM55 19V18H54ZM156 19V18H155ZM160 19V20H159ZM167 19V18H166ZM173 19V18H172ZM183 19V18H182ZM189 19V18H188ZM187 19V23H189L190 22V20H188ZM195 19V21H199V19H197L196 20ZM244 19H245V17H244ZM243 19V20H244ZM22 20H24V19H22ZM22 20H21V22H22ZM31 20V21H32ZM40 20V19H39ZM130 20V21H131ZM157 22H160L161 21V18H157ZM163 20V19H162ZM203 20V19H202ZM209 19H207L206 21H208ZM215 19L213 18V24H216L215 22H216V20L214 21ZM264 20V16H263V19H262V21ZM28 21V20H27ZM50 21H52V20H50ZM54 21V20H53ZM56 21H58V20H56ZM109 21V20H108ZM136 21V20H135ZM173 21V20H172ZM172 21H170L171 23H172ZM181 21V20H180ZM179 21V22H180ZM183 21H184V19H183ZM184 21V22H185ZM189 21V22H188ZM197 21V22H198ZM201 21V20H200ZM200 21H199V23H200ZM206 21H203L204 23L206 22ZM221 21H223L222 19H220L219 20V22H221ZM244 21H246V20H244ZM2 22V21H1ZM39 22V21H38ZM60 22V21H59ZM95 22V21H94ZM157 22H156V24H157ZM163 22H165L166 23V21L164 20ZM176 22V21H175ZM174 22V23H175ZM186 22H185V26H186ZM196 22V23H197ZM202 22V23H203ZM23 23V22H22ZM25 23V22H24ZM23 23V24H24ZM36 23V22H35ZM95 23H98V22H95ZM94 23V24H95ZM133 23V22H132ZM137 23V22H136ZM139 23V22H138ZM137 23V24H138ZM164 23V24H165ZM168 23V22H167ZM196 23H195V25H196ZM217 23H218V21H217ZM262 23V22H261ZM21 24V23H20ZM32 24V23H31ZM52 24V23H51ZM50 24V25H51ZM163 24V25H164ZM173 24V23H172ZM201 24V23H200ZM207 24V23H206ZM209 24V23H208ZM33 25V24H32ZM31 25V26H32ZM38 25H39V23H38ZM37 25V26H38ZM133 25V24H132ZM161 25V24H160ZM176 25V24H175ZM247 25V24H246ZM258 25V24H257ZM29 26V25H28ZM35 26V25H34ZM56 26V25H55ZM92 26V25H91ZM97 26V25H96ZM137 26V25H136ZM138 26H139V24H138ZM189 26V25H188ZM199 27L201 26V25H198ZM197 26V27H198ZM204 26V25H203ZM202 26V27H203ZM209 26V25H208ZM248 26V25H247ZM247 26H246V28H247ZM261 26H264V25H262L261 24ZM33 27V26H32ZM115 27V26H114ZM118 27V26H117ZM195 27V26H194ZM215 27V26H214ZM242 27V26H241ZM240 27V28H241ZM259 27V26H258ZM57 28V27H56ZM116 28V27H115ZM118 28H120V27H118ZM137 28V27H136ZM156 28L158 29V27L156 26ZM160 28V27H159ZM205 28H206V26H205ZM240 28H238V29H240ZM255 28H256V26H255ZM261 27H259V29L258 28H256V29H254V30H252L253 31V34H251L252 36H254V38H259V37H261V40H262V42H263V44H264V27H262L261 29H260ZM31 29V28H30ZM91 29H93L92 27H91ZM117 29V28H116ZM163 29H164V27H163ZM166 29V28H165ZM178 29V30H177ZM175 31H177V32H173L172 30V32H171V37H172V39L170 40L168 37L170 36V35H168L169 33H167L166 31H164V30H162V29H159L161 32H160V34L161 35H158V36H160V38H161V40L159 41H155L154 39L156 38H154L153 40V42H150L149 41V43L152 45V47L153 46H155V48L156 47H158V49H156V51H157V54L155 55V57H152V60H153V58L155 59L154 60V63H153V61L150 63V65L152 64V65H156L157 66V64H155V63H158L159 64V66H164L163 67V69L162 70H165V68L167 69H169V71L170 72H172V70H170V69H172V68H176V70L179 68L180 70H181V66H179L178 68H177V66L179 65L178 63H176L177 61H179V63H180V61L182 62V63H180V65L181 64H190L191 63V60L193 59V61H192V63H194L195 61H194V59L195 60H197L196 61V65H198L197 66V69L198 68H200V67H202V68H200L199 70H197L199 73H203L202 72V70H204L206 67H208V68H206L205 70H209V71H212V72H214L215 74H216V72L218 73L217 75H214V77H210V78H207L209 81H210V85H211V87L213 86V87H215V88H219V90L221 91V93H220V91H219V96H221V94H224V95H222V96H224V98H226V100H228L230 103H231V107H233L232 109H234L235 107H238L237 108V110H238V115L240 114V118L239 119H237V120H233L232 118H234L233 116L232 117H230L231 119L229 120V121H231V129L229 130V129H227V130H229V131H227V133L225 132V131H223V132H225L226 133V138H224V139H226V142H225V146L228 144V145H230L229 143L231 142V141H233L232 139L234 138V137H236V135H238L237 136V138H240V134H242L243 132L245 133L244 134V137H245V135L247 136V138H248V136H250L251 134H253V133H251V131H249V130H252V129H250L251 128V124H252V127L254 126V127H256L257 128V124H259V123H257V121H259L257 118H253V115H254V110H255V108L253 107V104H251L250 102H249V99L248 98H245L244 96H243V94L245 93H243L242 95H240V92L238 93L237 91L239 90V91H241V92H243L244 90L243 89H248V88H251V86H252V83L253 82H251V80H252V76L249 74V72L251 71L249 68H248V70H249V72H246L245 74H244V72H245V69L247 68V67H245V65L242 63V65H244V67H245V69H244V72H241V71H239L238 69L239 68H242V67H239L238 66V68L236 69V68H234L235 69V71L233 70L232 71V67H233V65H230L231 63L232 64H234L235 63V61H234V63H233V61H232V59H231V62L228 60V59H230L231 58V56H233L231 53H229L228 54V52H227V54H222V53H225L226 51L225 50H223V51H225V52H221V50H220V52L218 53V54H222V56H224V57H228L230 54V57H226V58H224L223 60L228 64H226V66H230L229 68H226L225 67V64L222 62L221 64H220V62H217V63H215V62H213L214 64L213 65H207L206 66V64L205 63H203L204 61L202 60V59H204L205 57H204V55L205 54H207V53H205L204 55L202 54L204 51H202V53H201V49H199V50H197V52H195L196 51V47H195V51H194V46H196L197 45V43L196 42H194V43H196V45H194V46H192L193 45V41L191 40V42H190V40H188L189 39V35L190 34H187V35H185V33L188 31V30H186L185 29V31H182V29L180 28H177ZM188 29V28H187ZM200 30H201V28H199ZM89 30V29H88ZM196 30H197V28H196ZM242 30H243V28H242ZM250 30V29H249ZM2 31V30H1ZM1 31H0V33H1ZM54 31H55V29H54ZM118 31H120V30H118ZM136 31V30H135ZM209 31V30H208ZM252 31H250V32H252ZM157 32H158V30H157ZM185 32V33H184ZM196 32V31H195ZM244 32V31H243ZM242 32V33H243ZM54 33V32H53ZM188 33V32H187ZM191 33V32H190ZM199 33V32H198ZM214 33V32H213ZM231 33V32H230ZM233 33V32H232ZM2 34V33H1ZM58 34V33H57ZM193 34V33H192ZM204 34H205V32H204ZM212 34V33H211ZM220 34V33H219ZM227 34V33H226ZM234 34V33H233ZM249 34V35H250ZM216 35H218V34H216ZM53 36H54V34H53ZM55 36H56V34H55ZM116 36V35H115ZM185 36V37H184ZM188 36V37H187ZM195 36V35H194ZM220 36V35H219ZM232 36V34L230 35V37ZM1 37V36H0ZM57 37V36H56ZM152 37V36H151ZM154 37V36H153ZM177 38V39H175V38ZM245 37H246V35H245ZM244 37V38H245ZM262 37H263V39H262ZM6 38V37H5ZM4 38V39H5ZM150 38V37H149ZM186 38H188L187 39V42H186ZM191 39H193V36L192 37H190ZM194 38H197L196 36L194 37ZM211 38V37H210ZM223 38V37H222ZM233 39H234V37H232ZM253 38V37H252ZM4 39H2V40H4ZM8 39H10V38H7V41H9ZM202 39H203V37H202ZM218 39V38H217ZM221 39V38H220ZM229 39V38H228ZM6 40V39H5ZM242 40V39H241ZM247 40V39H246ZM257 40V39H256ZM70 41V40H69ZM146 41V40H145ZM184 41L186 42V43H188V44H184ZM229 41V40H228ZM235 41V40H234ZM233 41V42H234ZM249 41V40H248ZM255 41V40H254ZM73 42V41H72ZM200 42V41H199ZM204 42V41H203ZM217 42V41H216ZM238 42V41H237ZM245 42V41H244ZM257 42L258 41H256V44H257ZM68 43H70V42H68ZM206 43V42H205ZM224 43V42H223ZM232 43V42H231ZM246 43V42H245ZM11 43H9V45H10ZM173 44L174 45H177L176 47H174L173 46ZM202 44V43H201ZM230 44V43H229ZM234 44V43H233ZM252 44V43H251ZM148 45V44H147ZM151 45H150V47H151ZM157 45V46H156ZM181 45H183V47L186 49H182V46ZM188 45H190L189 46V49H190V54L191 55H189V53H188V51H187V49H188ZM199 45V44H198ZM204 45V44H203ZM212 45V44H211ZM214 45H215V43H214ZM228 45V44H227ZM247 45H250V43L249 44H247L246 43V46ZM252 45H254V43L252 44ZM72 46V45H71ZM81 46V45H80ZM193 48H192V47ZM219 46H220V44H219ZM230 46V45H229ZM235 46V45H234ZM260 46V45H259ZM151 47V48H152ZM179 47V48H178ZM201 47V46H200ZM224 47V46H223ZM227 47V46H226ZM238 47V46H237ZM240 47V46H239ZM242 47V46H241ZM240 47V48H241ZM245 47V46H244ZM252 47V46H251ZM255 47H257V46H255ZM255 47H254V49H255ZM263 48H264V45L262 46ZM10 48H11V46H10ZM82 48V47H81ZM150 48V49H151ZM154 48V49H155ZM220 48V47H219ZM230 48V47H229ZM232 48V47H231ZM248 48V47H247ZM258 48V47H257ZM260 49H261V46L259 47ZM75 49V48H74ZM204 49V48H203ZM202 49V50H203ZM220 49H222V48H220ZM235 49H236V47H235ZM246 49V48H245ZM251 49V48H250ZM207 50L209 51V49L207 48ZM240 50V49H239ZM253 50V49H252ZM75 51V50H74ZM155 51V50H154ZM193 51V52H192ZM232 51V50H231ZM230 51V52H231ZM256 51V50H255ZM258 51V50H257ZM76 52V51H75ZM210 52V51H209ZM212 52V51H211ZM233 52H234V50H233ZM240 52V51H239ZM246 52V51H245ZM251 52V51H250ZM264 52V51H263ZM38 53H39V51H38ZM248 53V52H247ZM252 53H254V52H252ZM215 54V53H214ZM238 54V53H237ZM242 54V53H241ZM244 54V53H243ZM248 54H251V53H248ZM259 54V53H258ZM34 55V54H33ZM32 55V56H33ZM37 55V54H36ZM43 55V54H42ZM152 55V54H151ZM217 55V54H216ZM235 55V54H234ZM239 55H240V53H239ZM254 55H255V53H254ZM257 55V54H256ZM260 55V54H259ZM261 55H262V53H261ZM264 55V54H263ZM39 56V55H38ZM153 56V55H152ZM207 56V55H206ZM220 56V55H219ZM218 56V57H219ZM237 56V55H236ZM242 56V55H241ZM253 56V55H252ZM43 57V56H42ZM145 57V56H144ZM210 57V56H209ZM245 57V56H244ZM254 57V56H253ZM258 57V56H257ZM30 58H32V57H30ZM36 58H38L39 59V57H37L36 56ZM35 58V59H36ZM44 58H48V57H44ZM206 58H208V57H206ZM215 58V57H214ZM213 58V59H214ZM248 58V57H247ZM262 58H263V56H262ZM33 59V58H32ZM31 59V60H32ZM236 59V58H235ZM240 59V57L237 59V60H239ZM241 59H243V58H241ZM246 59V58H245ZM248 59H251L252 61L251 62H254L253 61V59L251 58V57H249ZM247 59V60H248ZM259 59V58H258ZM30 59H28V61H29ZM41 60V59H40ZM47 60V59H46ZM139 60V59H138ZM142 60V59H141ZM188 60H190L189 61V63H188ZM206 60V59H205ZM227 60L230 62H227ZM246 60V61H247ZM36 62V60H33L32 62ZM39 61V60H38ZM216 61V60H215ZM220 61V60H219ZM242 61V60H241ZM240 61V62H241ZM250 61V60H249ZM21 62L22 61H20V65H21ZM24 62V61H23ZM34 62V63H35ZM135 62V61H134ZM203 64H202V63ZM206 62V61H205ZM39 63V62H38ZM191 63V64H192ZM250 63V62H249ZM138 64V63H137ZM246 64H247V62H246ZM254 64V63H253ZM38 65V64H37ZM148 66V68L150 67V69H151V66ZM224 65V66H223ZM235 66H237L236 65V63L234 64ZM239 65H240V63H239ZM241 65V66H242ZM248 65V64H247ZM251 65V64H250ZM34 66H35V64H34ZM39 66V65H38ZM41 66V65H40ZM156 66H154V68H152L153 70H156ZM159 66H158V68L157 69H159ZM203 66H205L204 67V69H203ZM219 67V70H216V69H218V68H216V67ZM18 67V66H17ZM16 67V68H17ZM153 67V66H152ZM243 67V68H244ZM249 67H251V66H249ZM4 68V67H3ZM13 68V67H12ZM22 68H23V66H22ZM22 68H20V66H19V71L20 70H24V69H22ZM27 68V67H26ZM43 68H44V66H43ZM146 68V67H145ZM144 68V69H145ZM162 68V67H161ZM258 68H260V67H258ZM263 68V67H262ZM35 69V68H34ZM147 69V68H146ZM150 69H148V71L150 70ZM222 69V72L220 71ZM231 69V70H230ZM253 69V68H252ZM16 70V69H15ZM136 70V69H135ZM160 70V69H159ZM179 70V71H180ZM182 70H183V67H182ZM185 70V69H184ZM200 70H201V72H200ZM216 72H215V71ZM224 70V71H223ZM239 72H238V71ZM242 70V69H241ZM4 71V70H3ZM11 71V70H10ZM133 71V70H132ZM137 72L136 73H138V69L136 70ZM141 71H142V69H141ZM152 71V70H151ZM161 71V70H160ZM209 71H208V73H209ZM229 72V73H231L230 75H231V77H230V75H229V77H228V74L227 75H225L226 73H224V74H222L223 72ZM243 71V70H242ZM246 71H247V69H246ZM263 71V70H262ZM29 72H31V71H29ZM131 72V71H130ZM194 72V71H193ZM207 72V71H206ZM220 72V73H219ZM238 72V73H237ZM252 72V71H251ZM33 73V72H32ZM132 73V72H131ZM144 73L145 74H143V78H145V79H142V75L140 76L141 78V80H143V81H141L140 79V81L141 82H143L144 83V80L146 81V79L149 77V75L151 74L150 72L148 73V72H146L145 70H144ZM153 73V72H152ZM182 73V72H181ZM249 75H248V74ZM27 75L26 76H28V77H24L23 78V80L20 82V84L22 85V93L20 92V94L19 95H21V99H20V102H21V107H22V109H20V111L19 112H21L22 111V113H26V116H23V119H22V116H21V122H24L25 124V126L23 127V125H22V132H23V134L22 133H20L21 134V137H20V139L18 140H16L15 139V142H14V144L12 145V149H10L11 151H9V152H6V154H5V156L4 157H0L1 159H0V180L1 181H3V182H5L4 183V185L6 186H4L5 188L4 189H6V190H4V191H2V197H0V253H2V256L4 255V254H6L7 256H6V258L7 257H9L8 255V253H11V264H13V262H15L16 263V261L18 260V259H22V258H26L27 260H29L30 259V257L32 258L33 256V254H31L30 253V251H28V249L26 250L25 248H35V249H37L36 251H39L38 252V254L39 253H44V250L43 249H45L47 246H50L49 245V243H52L53 244V242H51V240H50V237H53L52 235H56L55 237H54V239L53 240H56V242L58 243H56V244H54V246L55 245H57V250H54V251H57V253L56 252H54V253H56V255L58 254V256H57V258H59V259H57L58 261H55L54 259H51V260H54V261H52V264L53 263H55V264H69L68 263V259H65V258H68V257H65L64 255V257L61 255V247H63L62 245H63V243H61V244H59V241H63L64 240V238L63 237H65L66 239H71V240H73L74 238V236H77V234H82L83 232H84V234H85V232H86V230H90L91 228H92V225H93V223H94V221H97V222H95V223H99V224H101V225H103V226H105L106 227V229H108L107 227H117V225L116 226H114V225H108V224H110V223H114L115 221H113V222H109V220L107 221V219L108 218H103V217H101V216H103V215H99V213L97 214L96 213V211H95V208H96V205H98V204H100L99 203V201H101V195H102V193H104L105 191H104V189L102 190V193H100V191H101V188L98 190V189H95V190H93V192L91 193V194H89L88 196H86V195H83L84 197H82L83 199L79 202V201H76V202H79V203H76L75 201H72L73 203L72 204H70L71 203V199H72V197L70 198L69 197V199H70V202L68 201L67 203H68V205H66V206H64V205H62L61 204V199H62V197L64 196L63 194H62V189H61V187H60V189H58V188H56L54 185H52L53 187H55V188H53L54 190H53V192H51L50 191V194H51V196H52V193H55L54 195H53V198L51 199V197L49 198V195H48V192L47 193H37V191L39 192V187H44V185L49 181L50 183H51V181H52V183L54 182V179H49V177H45L46 178V180H43L42 182L43 183H39V181H40V179L38 180V178L40 177H38L37 176V172H39V170H41V168H42V160H43V158L45 157V152H46V150L45 149H47L48 147H49V145L50 146H53L52 144H57V143H55V142H57L58 141V139L56 138V136L58 137L59 135L58 134H60V136H62L61 135V133L63 132V131H61V133H60V131H57V132H59V133H56L54 136H52V137H48V136H50V135H48V133H47V131H49V128H51V126L50 125H52V120H50V125L49 124H47V123H45L46 122V119H48L47 118V116L45 115V116H43L42 114L43 113H45V112H43V111H45V110H43V108H45V106L43 107L42 106V100H41V98H42V96H41V94L43 93L41 90H40V84L38 85H35V86H32V85H30L29 83V81H30V79H29V81H28V79L27 78H29V76H30V74L29 73H26ZM29 74V75H28ZM161 74V73H160ZM210 74V73H209ZM208 74V75H209ZM212 74V73H211ZM245 76L246 74V76L244 77L243 75ZM258 74H259V72H258ZM264 74V73H263ZM32 75V74H31ZM116 75V74H115ZM132 75V74H131ZM145 75H147V76H145ZM154 75H156V74H154ZM165 75V74H164ZM184 75V74H183ZM198 75V74H197ZM206 75H207V73H206ZM207 75V77H209ZM252 75H253V72H252ZM254 75H256V73L254 74ZM118 76V75H117ZM151 77L153 76V75H150ZM196 76V75H195ZM200 76H202V75H200ZM211 76V75H210ZM250 76V80H249V78H247V77H249ZM133 77V76H132ZM138 77V76H137ZM147 77V78H146ZM151 77H149V78H151ZM157 77V76H156ZM156 77L153 79V82H152V85L151 84H149L150 85V90L152 91V86H154L155 84H156ZM257 77H259L258 75H257ZM119 78V77H118ZM134 78H135V76H134ZM194 78V77H193ZM205 79H206V77H204ZM254 78V77H253ZM264 78V77H263ZM120 80H122L121 78H119ZM124 79V78H123ZM159 79V78H158ZM41 80V79H40ZM59 80V79H58ZM65 80V79H64ZM138 80V79H137ZM139 80H138V82H139ZM165 80V79H164ZM168 80V79H167ZM207 80V81H208ZM254 80H255V78H254ZM259 80V79H258ZM16 81V80H15ZM109 81H111V78H110V80ZM108 81V82H109ZM119 81V80H118ZM159 81V80H158ZM157 81V82H158ZM197 81H199V80H197ZM203 81V80H202ZM239 81L241 82V83H239ZM244 81V84L242 83ZM16 82H18V81H16ZM58 82V81H57ZM122 82V81H121ZM120 82V84H122ZM147 82H150V79H149V81H147ZM255 82H256V80H255ZM260 82V81H259ZM15 83V82H14ZM61 83V82H60ZM114 83V82H113ZM116 83H117V81H116ZM151 83V82H150ZM160 83V82H159ZM17 84H19V83H17ZM115 84V83H114ZM113 84V85H114ZM146 84V83H145ZM147 84V85H148ZM166 84V83H165ZM208 84H209V82H208ZM258 84V83H257ZM15 85V84H14ZM109 85V84H108ZM111 85V84H110ZM119 85V84H118ZM168 85H170V84H168ZM192 85V84H191ZM241 85H243V86H241ZM1 83H0V88H1ZM17 86H19V85H17ZM16 86V87H17ZM115 86H117V84L115 85ZM114 86V87H115ZM143 86V85H142ZM166 86H167V84H166ZM259 86V85H258ZM257 86V87H258ZM262 86V85H261ZM113 87V86H112ZM111 87V88H112ZM119 88L121 87V86H118ZM164 86H162V89L160 88V90H156L155 91V88H153V90H154V92H156V93H154V94H157V95H155V98H156V96H157V99H158V102H160V103H158L157 101V103L155 102V101H153V102H151V100L153 99H151L150 100V102L151 103H154L155 102V104H159V106H160V104H161V106H160V108L159 109H157V108H154L153 106H155V104L153 105V104H151L152 106H150V104H149V102H148V104H149V106H146V107H148V109L146 108L145 109V111L143 110L144 109V106L143 105H141V106H143V113L144 114H146V113H148V114H153V117L154 118H156L155 120L156 121H154V122H149V124L147 125V124H145L146 126L145 127H142V126H140V127H142V129L140 128L139 130L141 131V130H143V131H141V132H143L142 133V135H144L143 137H145L144 139H140V141L138 142V143H136L137 141H135V140H133L134 141V143L136 144H134L135 146H133V144L132 145H130V146H133V148L134 149H132L133 150V153H134V151L135 150H137V147L138 146H141V147H145L144 145H141L140 144V142H141V140H145V139H147L146 140V142H147V144H148V141L150 142L151 141V139H152V137H150V135L151 136H153V137H155V134H156V136L159 134H164V133H168V132H176V133H179L180 132V130L181 129H184L185 127L183 126V123H181L182 122V119H184V118H187L188 120H189V122H191L192 124H193V126H195V125H199V126H201L202 128H201V132L202 133H204V134H201V135H205V133L206 132H208L209 131V133H210V130H212L213 128V126L214 127H216L214 124H215V122L217 123V121H218V119L215 117V112L217 111H214V109L215 108H217V107H215L214 106V104L213 103H211L209 100V102H207L204 106H203V109H202V112L201 111H199V109H197V106H196V103H198L197 101H200V100H197L196 99V97L194 96V97H192L191 96V93H190V88H188V87H184L183 89H182V92L180 93V95H179V99L177 100V102H172L171 101V99H169V97L167 96L168 94H167V87L166 88H163ZM171 87V86H170ZM191 87V86H190ZM255 87H256V85H255ZM254 86H253V89L255 88ZM256 87V88H257ZM116 88V87H115ZM114 88V89H115ZM119 88H117V89H119ZM191 88H193V87H191ZM261 88V87H260ZM14 89V88H13ZM117 89H116V91H117ZM194 89V88H193ZM237 91H236V90ZM261 89H263V88H261ZM21 90V89H20ZM52 90V89H51ZM55 90V89H54ZM113 90V89H112ZM120 90V89H119ZM192 90V89H191ZM243 90V91H242ZM258 90H260V89H258ZM258 90H256V91H258ZM122 91V90H121ZM235 91V92H234ZM11 92H12V90H11ZM56 93H57V91H55ZM60 92V91H59ZM79 92V91H78ZM77 92V93H78ZM97 92V91H96ZM114 92V91H113ZM153 92V91H152ZM172 92V91H171ZM205 92V91H204ZM53 93V92H52ZM120 94H121V92H119ZM127 93V92H126ZM247 93V92H246ZM58 94V93H57ZM61 94V93H60ZM113 94V93H112ZM111 94V95H112ZM118 94V93H117ZM149 94H151V93H149ZM148 94V95H149ZM210 94V93H209ZM13 95H14V93H13ZM48 95V94H47ZM116 95V94H115ZM132 95V94H131ZM206 95H207V93H206ZM248 95V94H247ZM255 95V94H254ZM258 95H259V93H258ZM72 96V95H71ZM129 96V95H128ZM143 96V95H142ZM152 96V95H151ZM154 96V95H153ZM152 96V97H153ZM200 96V95H199ZM209 96V95H208ZM243 96V97H242ZM246 96V95H245ZM249 96V95H248ZM247 96V97H248ZM11 97V96H10ZM65 97V96H64ZM82 97V96H81ZM111 97V96H110ZM116 97V96H115ZM134 97V96H133ZM147 97V96H146ZM175 97V96H174ZM207 97V96H206ZM263 97V96H262ZM20 98V97H19ZM78 98H80V95H79V97ZM117 98V97H116ZM121 98H122V96H121ZM135 98H137L136 96H135ZM250 98V97H249ZM253 98V97H252ZM264 98V97H263ZM83 99V98H82ZM126 99V98H125ZM145 99V98H144ZM156 99V100H157ZM201 99V98H200ZM208 99V98H207ZM246 99H248V100H246ZM254 99V98H253ZM62 100H64L63 98H62ZM84 100V99H83ZM115 100V99H114ZM122 100H123V98H122ZM146 101H148L147 99H145ZM225 99H223V101H224ZM251 100V99H250ZM254 100H256V98L254 99ZM253 100V101H254ZM10 101V100H9ZM19 101V100H18ZM85 101H87V100H85ZM113 101V100H112ZM112 101H111V103H112ZM134 101V100H133ZM145 101V102H146ZM2 102V101H1ZM11 102V101H10ZM60 102V101H59ZM116 102V101H115ZM127 102V101H126ZM54 103V102H53ZM87 103V102H86ZM85 103V104H86ZM110 103V104H111ZM120 103V102H119ZM122 103V102H121ZM124 103V102H123ZM128 103V102H127ZM133 103V102H132ZM135 103V102H134ZM144 103V102H143ZM66 104V103H65ZM73 104H75V103H73ZM147 104V103H146ZM147 104V105H148ZM199 104V103H198ZM222 104V103H221ZM260 104H261V102H260ZM45 105V104H44ZM54 105H55V103H54ZM123 105V104H122ZM125 105V104H124ZM144 105H145V103H144ZM262 105V104H261ZM8 106V105H7ZM6 106V107H7ZM66 106V105H65ZM69 106H71L70 104H69ZM74 106H76V105H74ZM79 106V105H78ZM112 106L113 107H115L114 105H113V103H112ZM127 106V105H126ZM126 106H124V107H126ZM129 106H130V104H129ZM133 106V105H132ZM136 106V105H135ZM157 106V105H156ZM155 106V107H156ZM216 106H217V104H216ZM61 107V106H60ZM80 107V106H79ZM83 107V106H82ZM123 107V108H124ZM138 108L140 107V105L139 106H137ZM150 107H153V108H151V111H153V112H149L150 110H149V108ZM215 107V108H214ZM225 107V106H224ZM15 108V107H14ZM17 108V107H16ZM57 108V107H56ZM59 108V107H58ZM95 108V107H94ZM99 108V107H98ZM121 108V107H120ZM162 108V109H161ZM258 108H259V106H258ZM1 110H2V108H0ZM76 109H78V108H76ZM75 109V110H76ZM128 109H130V108H128ZM152 109H154V110H152ZM220 108H218V110H219ZM7 110V109H6ZM17 110V109H16ZM57 110V109H56ZM62 110H64V109H62ZM61 110V111H62ZM74 110V111H75ZM85 110V109H84ZM83 110V111H84ZM119 110V109H118ZM117 110V111H118ZM121 110V109H120ZM124 110V109H123ZM123 110H121V111H123ZM149 110V111H148ZM158 110V111H157ZM159 110H162V112H163V114L161 115V111L159 112ZM226 110H227V108H226ZM237 110H233V111H229V113L230 112H234L235 111V113H237ZM4 111V110H3ZM14 110H12V112H13ZM79 111V110H78ZM94 111H96L95 109H94ZM116 111V112H117ZM135 111V110H134ZM5 112V111H4ZM3 112V113H4ZM16 112V111H15ZM58 112H60V111H57V113ZM91 112V111H90ZM120 112V111H119ZM129 112V111H128ZM53 113V112H52ZM57 113H55V115H57ZM67 113H69V112H67ZM66 113V114H67ZM75 113H76V111H75ZM78 113V112H77ZM99 113V112H98ZM114 112H112L111 114H113ZM124 113H125V111H124ZM123 113V114H124ZM134 113V112H133ZM132 113V114H133ZM140 113H142V111L140 112V109H139V113L138 114H140ZM155 113L157 114H159V115H155ZM198 113H200V114H203V115H200L199 116V114ZM231 113V114H232ZM260 113V112H259ZM5 114L7 115V113L5 112ZM4 114V115H5ZM60 114V113H59ZM97 114V113H96ZM96 114H94V115H96ZM127 114V113H126ZM130 114V113H129ZM256 114H258L257 113V110H256V113H255V115ZM263 114H264V112H263ZM9 115V114H8ZM20 115H21V113H20ZM63 115V114H62ZM69 115V114H68ZM74 115V114H73ZM79 115V114H78ZM92 115V114H91ZM140 115H142L143 116V114H140ZM139 115V116H140ZM219 115V114H218ZM238 115H235L236 117H238ZM260 115V114H259ZM0 116H1V114H0ZM18 116V115H17ZM61 116V115H60ZM81 116L83 117V118H85V116H83L82 114H81ZM81 116H80V118H81ZM152 115H150L149 116V118L151 117ZM156 116V117H155ZM176 116H179V118H176ZM211 116H214L213 117V119L211 118ZM221 116V115H220ZM25 117V118H24ZM49 117V116H48ZM57 117V116H56ZM59 117V116H58ZM68 117V116H67ZM66 117V118H67ZM79 117V116H78ZM130 117V116H129ZM137 117H138V115H137ZM145 117H147V115L145 116ZM152 117V119H154ZM219 117V116H218ZM257 117H258V115H257ZM50 118V117H49ZM64 118V117H63ZM132 118H134V117H132ZM141 118V116L139 117V119ZM208 118H210L211 119V122H208L207 120H209ZM216 118V119H215ZM260 118V117H259ZM53 119H55L56 121L58 120V119H56V118H53ZM61 119V118H60ZM79 119V118H78ZM117 119V118H116ZM135 119V118H134ZM147 119V118H146ZM172 119H174V120H172ZM228 119H229V116H228ZM227 119V120H228ZM25 120V121H24ZM65 120V119H64ZM126 120V119H125ZM133 120V119H132ZM144 120V119H143ZM142 120V121H143ZM149 120V119H148ZM147 120V121H148ZM172 120V121H171ZM217 120V121H216ZM19 121V120H18ZM47 121H49V120H47ZM59 121H61V120H59ZM67 121V120H66ZM130 121H131V119H130ZM141 121V120H140ZM139 121V122H140ZM146 121V120H145ZM145 121H144V123H145ZM150 121H151V119H150ZM153 121V120H152ZM210 121V120H209ZM219 121H220V118H219ZM228 121V122H229ZM21 122H19V123H21ZM54 122V121H53ZM58 122V121H57ZM119 122V121H118ZM45 123V124H44ZM130 123V122H129ZM133 123H134V121H133ZM132 123V124H133ZM136 123H137V121H136ZM143 123V124H144ZM151 123V124H150ZM264 123V122H263ZM23 124V123H22ZM46 124L48 125V127L46 126ZM140 124H142V122L140 123ZM219 124V123H218ZM56 125V124H55ZM58 125V124H57ZM62 125V124H61ZM66 125V124H65ZM19 126V125H18ZM130 126H131V124H130ZM144 126V125H143ZM261 126V125H260ZM58 127V126H57ZM125 127V126H124ZM175 127H178V129H175ZM250 127V128H249ZM63 128V127H62ZM144 128V129H143ZM197 128H199V127H196V131L191 127L190 129H192L191 130V133H192V136L194 135V140H193V142H194V144H193V148L196 150V151H201V149L205 146V147H207L206 146V144L209 142L207 139H206V136H205V139H200V134L198 133V131H197ZM221 128V127H220ZM248 128H249V130H248ZM19 129H20V127H19ZM52 129V128H51ZM64 130H65V128H63ZM88 129H89V127H88ZM132 129V128H131ZM219 129V128H218ZM254 129V128H253ZM260 129H261V127H260ZM3 130H5V129H3ZM16 130V129H15ZM14 130V131H15ZM21 130V129H20ZM60 130V129H59ZM62 130V129H61ZM106 130V129H105ZM195 132H194V131ZM225 130V129H224ZM248 130V131H247ZM264 130V129H263ZM51 131V130H50ZM88 131V130H87ZM133 131V130H132ZM139 131V132H140ZM193 131V132H192ZM213 131V130H212ZM211 131V132H212ZM216 131H219V130H217V129H215V132ZM246 131V132H245ZM258 131H259V129H258ZM262 131V130H261ZM20 132V131H19ZM19 132H17V133H19ZM53 132V131H52ZM56 132V131H55ZM106 132V131H105ZM140 132V133H141ZM146 132H148V134L150 133V132H152V134L150 133L149 134V137H147L148 135H147V133ZM214 132V133H215ZM47 133V134H46ZM144 133H146V135L144 134ZM154 133V134H153ZM263 133V132H262ZM7 134V133H6ZM19 134V135H20ZM96 134V133H95ZM211 134V133H210ZM217 134V133H216ZM255 134H257L256 132H255ZM258 134H259V132H258ZM2 135V134H1ZM48 135V136H47ZM134 135H135V133H134ZM133 135V136H134ZM139 136H141L140 134H138ZM221 135V134H220ZM219 135V136H220ZM260 135V134H259ZM3 136V135H2ZM59 136V137H60ZM97 136H98V133H97ZM138 136V139L140 138ZM210 136V135H209ZM209 136H207V137H209ZM212 136V135H211ZM218 136V137H219ZM241 136H243V134L241 135ZM251 136H254V134L253 135H251ZM251 136L249 137V138H251ZM16 137H17V135H16ZM15 137V138H16ZM131 137V136H130ZM166 137H167V135H166ZM204 137V136H203ZM213 137V136H212ZM212 137H210V138H212ZM243 137V138H244ZM19 138V137H18ZM106 138H107V136H106ZM148 138H150L149 140H148ZM156 138V137H155ZM158 138V137H157ZM156 138V139H157ZM246 138V137H245ZM244 138V139H245ZM246 138V139H247ZM252 138H254V137H252ZM251 138V139H252ZM57 139V140H56ZM65 139V138H64ZM110 139V138H109ZM135 139H136V137H135ZM162 139V138H161ZM166 139V138H165ZM216 139V138H215ZM235 139V138H234ZM4 140V139H3ZM7 140V139H6ZM69 140V139H68ZM163 140H164V138H163ZM162 140V141H163ZM167 140V139H166ZM210 140V139H209ZM214 140V139H213ZM219 140V139H218ZM240 140V139H239ZM242 140V139H241ZM10 141V140H9ZM104 141H106L105 139H104ZM103 141V142H104ZM216 141V140H215ZM225 141V140H224ZM1 142H2V140H1ZM22 142H23V147L22 146H20V145H22ZM25 142V143H24ZM125 142V141H124ZM145 142V141H144ZM145 142V143H146ZM151 142H153V139H152V141ZM166 142V141H165ZM214 142V141H213ZM219 142V141H218ZM222 142H223V140H222ZM236 142V141H235ZM244 142V141H243ZM256 142V141H255ZM255 142H253L254 144H255ZM10 143H11V141H10ZM9 143V144H10ZM49 143H51V144H49ZM110 143H111V141H110ZM130 143H131V141H130ZM221 143V142H220ZM227 143V144H226ZM234 143V142H233ZM232 143V144H233ZM248 143V142H247ZM4 144V143H3ZM8 144V143H7ZM49 144V145H48ZM106 144V143H105ZM123 144V143H122ZM129 144V143H128ZM138 144V145H137ZM162 144V143H161ZM167 144V143H166ZM214 144H216L215 142H214ZM214 144H212V145H214ZM222 144H224V143H222ZM245 144V143H244ZM264 144V143H263ZM0 145H1V143H0ZM48 145V146H47ZM58 145V144H57ZM99 145V144H98ZM113 145V144H112ZM126 145V144H125ZM158 145V144H157ZM221 145V144H220ZM228 145L226 146L227 148H228ZM235 145V144H234ZM243 145V144H242ZM67 146V145H66ZM128 146V145H127ZM130 146H128V150H129V152H130ZM160 146H162V145H160V142H159V149H161V151H162V149H164L163 147H161L160 148ZM164 146H166V145H164ZM195 146H197V147H195ZM222 146V145H221ZM247 146V145H246ZM254 146V145H253ZM252 146V147H253ZM256 146V145H255ZM254 146V147H255ZM4 147V146H3ZM22 147V148H21ZM110 146H108V148H109ZM120 147V146H119ZM212 148H213V146H211ZM232 147V146H231ZM233 147H235V146H233ZM264 147V146H263ZM45 148V149H44ZM67 148V147H66ZM70 148V147H69ZM116 148V147H115ZM154 148V147H153ZM156 148V147H155ZM166 148H167V146H166ZM169 148V147H168ZM192 148V149H193ZM215 148H217V145H216V147ZM6 149V148H5ZM34 149H35V151L36 152H34ZM54 149H55V147H54ZM53 149V150H54ZM107 149V148H106ZM111 149V148H110ZM114 149V148H113ZM125 148H123V150H124ZM141 149V148H140ZM140 149H138V151L140 150ZM144 150H145V148H143ZM159 149H157V150H159ZM191 149V150H192ZM206 149V148H205ZM229 149V150H228ZM227 149V151H226V153L224 152L223 154L222 153H220V154H218V155H220L219 156V159H217V160H215L214 161V159H213V162L212 163H215V164H208V165H205L206 164V161H205V163H204V165H205V167H204V169H206V171L204 172V173H206V178H207V186H211L212 188H216L217 189V185L220 183V181H221V183L223 182V180H221V179H223L224 178V180L226 179V178H229V176H227L229 173L228 172H232V173H234L233 175H235V178H237V180L236 179H234V176H233V180H234V182L232 183V181H231V183L232 184H235L236 183V186H237V183H238V186H239V184L241 185V184H244L245 185V190H249L250 188V192H251V190L253 189V188H255V180L257 181V177L259 176L260 177V175L263 173L264 174V162L263 163H261V164H257V165H255V162L253 163V153L252 152H249V154L251 155V157H250V155L248 156L249 158H245V160H244V163L242 164V165H240L239 167H235L234 166V164H233V156H231V150H230V146H229V148ZM244 149V148H243ZM31 150H33L32 152H34V154L31 156V154H30V156H29V154H28V156H27V153H30L29 151H31ZM63 150V149H62ZM62 150H60V151H62ZM78 150V149H77ZM99 150H102V149H99ZM118 150V149H117ZM119 150H121V149H119ZM157 150H153V151H151V152H154V151H156L155 153L158 155V153H157ZM195 150H194V152H195ZM215 150V149H214ZM217 150H218V148H217ZM224 150H226V148L224 149ZM223 150V151H224ZM234 150H235V148H234ZM234 150H233V152L232 153H234ZM253 150V149H252ZM3 151V150H2ZM56 151V150H55ZM58 151V150H57ZM57 151H56V153H57ZM103 151V150H102ZM109 151V150H108ZM143 150H141V152H142ZM161 151L159 150L158 152H159V154L161 153ZM166 151V153H168L167 152V150L166 149H164V152ZM237 151V150H236ZM235 151V152H236ZM245 151V150H244ZM64 152V151H63ZM70 152V151H69ZM119 153H120V151H118ZM126 152V151H125ZM144 152V154H146L145 152L146 151H143ZM207 152H208V150H207ZM230 152V153H229ZM243 152V151H242ZM53 153V152H52ZM73 153H75V152H73ZM91 153V152H90ZM89 153V154H90ZM121 153H122V151H121ZM132 153V152H131ZM137 153H139V152H136L135 151V154H133L132 156V158H131V155L128 157L129 158V160L131 159H133V162H134V157H135V155L137 154ZM212 153V152H211ZM238 153V152H237ZM252 153V154H251ZM2 154V153H1ZM55 154V153H54ZM66 154H69V153H66ZM65 154V155H66ZM127 154V153H126ZM143 154V153H142ZM149 154H151L149 151L147 152V158H148V156H149ZM155 154V156H157ZM162 154H164L163 153V151H162ZM204 154V153H203ZM207 154V153H206ZM210 153L208 152V155H209ZM222 154V155H221ZM4 155V154H3ZM53 155V154H52ZM83 155V154H82ZM85 155V154H84ZM103 155V157H104V153L102 154ZM152 155L153 154H151L150 155V157H152ZM161 155V154H160ZM195 155V154H194ZM264 155V154H263ZM56 156H57V154H56ZM68 156V158H69V155H67ZM106 156V155H105ZM109 156V155H108ZM137 157L136 158H138L139 156L140 157H143V158H140L141 160H144V162L146 161V166H147V164H150V163H148V161L147 160H145V159H147V158H145L146 156H143V155H141V154H139V156H138V154L136 155ZM154 155H153V157L152 158H148V160H149V162H151V165L152 164H155V162L157 161V162H159L158 161V157H156V158H154L155 157ZM162 156V155H161ZM193 156V155H192ZM206 156V155H205ZM213 156V155H212ZM243 156V155H242ZM254 156H255V154H254ZM258 156V155H257ZM46 157H47V155H46ZM55 157V156H54ZM59 157V156H58ZM72 158H73V156H71ZM81 157V156H80ZM85 157V156H84ZM90 157V156H89ZM88 157V158H89ZM100 157V156H99ZM118 157V156H117ZM121 157V156H120ZM207 157V156H206ZM245 157H246V155H245ZM60 158V157H59ZM58 158V159H59ZM67 158V157H66ZM65 157H64V159H65V161H67V159H66ZM102 158V157H101ZM100 158V159H101ZM106 158V157H105ZM104 158V159H105ZM115 157H113V159H114ZM119 158V157H118ZM118 158H116V159H118ZM161 158V157H160ZM163 158V157H162ZM208 158H210V156L208 157ZM207 158V159H208ZM214 158V157H213ZM238 158V157H237ZM259 158V157H258ZM257 158V159H258ZM56 159V158H55ZM62 159V158H61ZM77 159V158H76ZM81 159V158H80ZM82 159H83V157H82ZM98 159V158H97ZM99 159V160H100ZM107 159H109V158H107ZM111 160H112V158H110ZM116 159H114V161H116ZM139 158L138 159H135V162L136 163H138L137 165H136V163H135V165H136V167H138V165H140L139 163H141V164H143V165H140L141 166V169H142V167L144 168V162L142 163V162H137L138 160L139 161H141ZM242 159V158H241ZM247 159V160H246ZM60 160V159H59ZM119 160V159H118ZM128 160V159H127ZM131 160H130V163H131ZM151 160V161H150ZM152 160H153V162H152ZM161 160H163V159H161ZM237 159H235V161H236ZM252 160V161H251ZM255 160V159H254ZM259 160V159H258ZM257 160V161H258ZM25 161H29L28 163H26ZM61 161H63V159L61 160ZM69 161V160H68ZM67 161V162H68ZM77 161V160H76ZM102 161H104L103 159H102ZM105 161H107V160H105ZM155 161V162H154ZM164 161V160H163ZM210 161V160H209ZM246 161V162H245ZM260 161V160H259ZM259 161H258V163H259ZM78 162H81V160L80 161H78ZM97 162H99V161H97ZM101 162V161H100ZM119 162H120V160H119ZM127 163L129 162V161H126ZM208 162V161H207ZM211 162V161H210ZM59 163H62L61 165H63L64 164V170L63 169H58V167H61V166H59V165H57L56 163V165L54 164V165H52V163H51V167L49 166V168H48V170L47 171H49L48 173L50 174L51 173V171L53 172V174H54V172H55V174L57 175V177L56 178H58L59 176V174H61V173H68L69 171H71V170H68V168L69 167H65V164H66V162H59ZM69 163H70V161H69ZM75 163V162H74ZM111 163V162H110ZM122 163V162H121ZM125 163V162H124ZM160 163V162H159ZM76 164V163H75ZM108 164V163H107ZM111 164H113V163H111ZM115 164V163H114ZM113 164V165H114ZM133 164V163H132ZM157 164V163H156ZM162 164V163H161ZM239 164V163H238ZM97 165V164H96ZM116 165V164H115ZM134 165V164H133ZM135 165L133 166V167H131V164L128 166V165H126V166H128L129 167V169H128V167H127V169L128 170H130V171H128L126 168H125V171H126V174L125 175H129V174H132L131 172H132V170H134L135 171V169H136V167H135ZM210 165V166H209ZM212 165V166H211ZM259 165V166H258ZM263 165V166H262ZM101 166V165H100ZM108 166V165H107ZM154 165H152V167H153ZM156 166V165H155ZM22 167V168H21ZM25 167V168H24ZM63 167V166H62ZM72 167V166H71ZM78 167V166H77ZM80 167V166H79ZM82 167H83V165H82ZM89 167V166H88ZM94 167H96V166H94ZM104 167V166H103ZM124 167V166H123ZM151 167V168H152ZM160 167V166H159ZM68 170L67 172H62V171H65L66 169ZM87 168V167H86ZM107 168V167H106ZM108 168H109V166H108ZM107 168V169H108ZM139 169H140V167H138ZM137 168V169H138ZM148 168H149V165H148ZM155 168V167H154ZM89 169V168H88ZM95 169V168H94ZM103 168H101V170H102ZM136 169V170H137ZM158 169V168H157ZM46 170V169H45ZM62 170V171H61ZM73 170H74V168H73ZM76 170H77V168H76ZM76 170H74V171H76ZM98 170H100V168L98 169ZM97 170V171H98ZM100 170V171H101ZM105 170V169H104ZM234 170V171H233ZM74 171H72V172H74ZM89 171L90 170H88V174H87V177H88V175H89ZM138 172H140V170H137ZM210 171H212V172H210ZM41 172V171H40ZM59 173V174H57V173ZM95 172V171H94ZM99 172V171H98ZM107 172V171H106ZM115 172V171H114ZM71 173V172H70ZM70 173H68V174H70ZM85 173V172H84ZM87 173V172H86ZM97 173V172H96ZM123 173V172H122ZM133 173H135V175H136V172H133ZM143 172H141L140 174H142ZM146 173V172H145ZM195 173V172H194ZM198 173V172H197ZM228 173V174H227ZM72 174V173H71ZM79 174V173H78ZM83 174V173H82ZM98 174V173H97ZM105 174V173H104ZM123 174V175H124ZM144 174V173H143ZM150 174V173H149ZM152 175H153V173H151ZM150 174V175H151ZM227 174V175H226ZM55 175V176H56ZM99 175V174H98ZM101 175H103V173L101 174ZM109 175V174H108ZM107 175V176H108ZM133 175V174H132ZM132 175H131V177H132ZM139 175V174H138ZM145 175V174H144ZM149 175V176H150ZM199 175V174H198ZM47 176H51L50 178H53L52 176L53 175H48L47 174ZM63 176V175H62ZM65 176V175H64ZM68 176V175H67ZM81 176V175H80ZM92 176V175H91ZM90 176V177H91ZM104 176V175H103ZM142 176V177H141ZM157 176V175H156ZM225 176H227L226 178H225ZM262 176V175H261ZM60 177H61V175H60ZM60 177H59V179H60ZM95 177H96V175H95ZM99 177V176H98ZM111 177V176H110ZM125 177H128V176H125ZM137 177H139V176H137ZM145 177V176H144ZM143 177V175H140V182H141V180H142V182H144V180H145V178ZM146 177H147V174H146ZM151 177V176H150ZM232 177V176H231ZM263 177V176H262ZM44 178V177H43ZM62 178V177H61ZM80 178H82V176L80 177ZM83 178H86L85 176H83ZM97 178V177H96ZM109 178V177H108ZM107 178V179H108ZM118 178V177H117ZM142 178V179H141ZM152 178H153V176H152ZM198 178V177H197ZM49 179V180H48ZM63 179V178H62ZM67 179V177H65V180ZM86 179H88V178H86ZM91 179V178H90ZM93 179V178H92ZM95 179V178H94ZM133 179L135 180V178H132V179H130L129 178V180H132L133 181ZM137 179L138 178H136V180L135 181H137ZM155 179V178H154ZM261 179V178H260ZM259 179V180H260ZM41 180H42V178H41ZM48 180V181H47ZM51 180V181H50ZM64 180V181H65ZM105 180V179H104ZM114 180V179H113ZM127 180V179H126ZM147 180V179H146ZM198 180V179H197ZM196 180V181H197ZM229 180V182H230V179H228ZM227 180V181H228ZM258 180V181H259ZM44 181H46V183H44ZM71 181V180H70ZM73 181V180H72ZM71 181V182H72ZM83 181V180H82ZM87 181V180H86ZM93 181V180H92ZM103 181V180H102ZM115 181V183H116V179L114 180ZM134 181V182H135ZM139 181V180H138ZM184 181H185V179H184ZM187 181H189V180H187ZM192 181V180H191ZM227 181H224V184H227V183H225V182H227ZM263 181V180H262ZM68 182H69V180H68ZM75 182V181H74ZM73 182V183H74ZM77 182V181H76ZM109 182V181H108ZM111 182V181H110ZM127 182V181H126ZM129 182V181H128ZM140 182H139V184H140ZM183 182V181H182ZM240 182V183H239ZM264 182V181H263ZM1 183V185H3L2 184V182H0ZM26 183V184H25ZM49 183V184H50ZM51 183V184H52ZM72 183V184H73ZM94 183V182H93ZM103 184H104V182H102ZM105 183H107L106 181H105ZM115 183H114V186H115ZM184 183H186V182H184ZM194 183H196V182H194ZM200 183V182H199ZM220 183V184H221ZM44 184V185H43ZM48 184V183H47ZM63 185H64V183H62ZM65 184H67V182L65 183ZM87 184V183H86ZM95 184H96V182H95ZM94 184V185H95ZM101 183H99V185H100ZM108 184V183H107ZM107 184L105 185L106 187H107ZM110 184V183H109ZM108 184V185H109ZM112 184V183H111ZM119 184V183H118ZM129 183H127V185H128ZM187 184V183H186ZM198 184V183H197ZM224 184H221V185H219V186H222V185H224ZM0 185V186H1ZM25 185H27L26 187L27 188H24V186ZM43 185V186H42ZM74 185V184H73ZM142 185V184H141ZM140 185V186H141ZM182 185H184V184H182ZM201 185V184H200ZM203 185H204V182H203ZM206 185V184H205ZM229 185H230V183H229ZM243 185V186H244ZM46 186V185H45ZM48 186V185H47ZM51 186V185H50ZM49 186V187H50ZM70 186V185H69ZM81 186V185H80ZM101 186V185H100ZM123 186H124V184H123ZM138 186V185H137ZM192 187H193V185H191ZM199 186V185H198ZM206 186V187H207ZM226 186V185H225ZM232 186V185H231ZM231 186H229V187H231ZM234 186V185H233ZM264 186V185H263ZM48 187V189H46L45 187V189H46V191L47 190H49L50 188ZM59 187V186H58ZM65 187H68L67 185H65ZM65 187H64V190H65ZM75 187V186H74ZM96 187H98L97 185H96ZM103 187V186H102ZM113 187V186H112ZM111 187V188H112ZM126 187V186H125ZM185 187V186H184ZM187 187V186H186ZM205 187V189H207ZM210 187V189H212ZM235 187V186H234ZM1 188V187H0ZM3 188V187H2ZM28 188H29V190H28ZM69 188V187H68ZM67 188V189H68ZM81 188V187H80ZM93 188H94V186H93ZM92 188V189H93ZM120 188V187H119ZM122 188V187H121ZM124 188V187H123ZM127 188H128V186H127ZM190 188V187H189ZM240 188V187H239ZM261 188H263L262 186H261ZM24 189H26L27 191H25ZM39 189V190H38ZM43 189V188H42ZM52 189V188H51ZM71 189V188H70ZM82 189V188H81ZM108 189H110V186L108 187ZM107 189V190H108ZM141 189V188H140ZM183 189V188H182ZM196 189V188H195ZM200 189V188H199ZM215 189V190H216ZM226 189H228V187L226 188ZM232 189H234V188H232ZM44 190V189H43ZM73 190V189H72ZM80 190V189H79ZM112 190H113V188H112ZM122 190V189H121ZM129 190V189H128ZM158 190V189H157ZM214 190V189H213ZM213 190H210V191H213ZM218 190V189H217ZM223 190H225V189H223ZM235 190V189H234ZM241 190V189H240ZM244 190V191H245ZM254 190V189H253ZM263 190V189H262ZM83 191H84V189H83ZM104 191V192H103ZM140 191V190H139ZM142 191H143V189H142ZM160 191H161V189H160ZM186 191H187V189H186ZM198 191V190H197ZM225 191H227V190H225ZM239 191V190H238ZM243 191V190H242ZM242 191H239L238 193L240 194V192L242 193ZM257 191V190H256ZM40 192H41V190H40ZM42 192H45V191H42ZM69 192H70V190H69ZM73 192V191H72ZM82 191H80V193H81ZM115 192V191H114ZM129 193L131 192V193H133L131 190H129L128 191ZM141 192V191H140ZM205 192V191H204ZM231 192H233L232 190L231 191H227L226 193L223 191V193H224V195L225 194H230ZM246 192V191H245ZM245 192H243L244 194H245V196L248 198V200H247V198H245L248 202H251V206H252V208H253V206H257V207H254L253 209H254V211L252 210H249V211H251L250 213V217H252V219L253 218H255L256 217V220L258 221V219H257V216H255V215H258V212H257V210H259L261 207H259L260 206V202H258L257 200H260L262 203H263V201H264V199L262 200V199H260L261 197H259L258 195V198H257V196H252V193H250V192H248V193H250L251 195H249V197H248V194H247V192L245 193ZM264 192V191H263ZM83 193V192H82ZM125 193H127V189H126V192H124L123 194H125ZM128 193V194H129ZM135 193V192H134ZM182 194H183V192H181ZM216 193V192H215ZM242 193V194H243ZM39 194V195H38ZM66 194V193H65ZM112 194V193H111ZM110 194V195H111ZM115 194V193H114ZM122 194V193H121ZM152 194V193H151ZM186 194V193H185ZM187 194H189V193H187ZM192 194V193H191ZM194 194V193H193ZM197 194H198V192H197ZM200 194V193H199ZM211 194H212V192H211ZM210 194V195H211ZM214 194V193H213ZM212 194V195H213ZM233 194V193H232ZM236 194V193H235ZM241 194V195H242ZM244 194L242 195V196H244ZM48 195V196H47ZM130 195H132V194H130ZM163 195H165V194H163ZM196 195V194H195ZM194 195V196H195ZM205 195H208V194H205ZM222 195V194H221ZM256 195V194H255ZM117 196V198H118V196L119 195H116ZM115 196V197H116ZM125 196V195H124ZM126 196H127V194H126ZM125 196V197H126ZM151 196V195H150ZM214 196V195H213ZM212 196V197H213ZM223 196V195H222ZM226 196V195H225ZM231 196H233V195H231ZM236 196V195H235ZM238 196L239 195H237L235 198H233V197H230V199H234L235 201L237 200L236 198H238ZM244 196V197H245ZM251 196V197H250ZM183 197V196H182ZM200 197V196H199ZM227 197V198H226ZM223 200H225V202L226 201H229L230 199H228L229 197L228 196H226ZM241 197V196H240ZM109 198V197H108ZM127 198H128V196H127ZM204 198V197H203ZM214 198V197H213ZM217 198V197H216ZM222 198V197H221ZM220 198V199H221ZM251 198H252V200L254 199V201H255V198H256V201H257V203H256V205H254L255 203L253 202V201H251ZM64 199V198H63ZM68 199V200H69ZM111 199V198H110ZM141 199V198H140ZM158 199V198H157ZM186 199V198H185ZM206 199V198H205ZM219 199V198H218ZM226 199H228V200H226ZM232 199V200H233ZM240 199V198H239ZM244 199V198H243ZM243 199H241V202H242V200ZM67 200V199H66ZM126 200V199H125ZM129 200V199H128ZM141 200H143V199H141ZM204 200V199H203ZM207 200V199H206ZM208 200H209V198H208ZM211 200V199H210ZM222 199H221V201L224 203V201H223ZM233 200V201H234ZM250 200V201H249ZM103 201V200H102ZM119 201V200H118ZM145 201H146V199H144V203H145ZM183 201V200H182ZM255 201V202H256ZM75 202V203H74ZM198 202H199V200H198ZM202 202V201H201ZM201 202H199V203H201ZM204 202V201H203ZM217 202V201H216ZM229 202H231V200L229 201ZM228 202V203H229ZM245 202V201H244ZM109 203V202H108ZM123 203V202H122ZM124 203H126L127 204V202H124ZM129 203V202H128ZM131 203V202H130ZM144 203L143 204H141V205H143L144 206ZM148 203V202H147ZM210 203V202H209ZM222 203V206L224 205V207L226 208V206H225V203L223 204ZM237 203V202H236ZM246 203V202H245ZM252 203H254L253 205H252ZM260 203V204H259ZM60 204L62 205V207L60 206ZM118 204V203H117ZM117 204H115V205H117ZM191 204V203H190ZM221 204V203H220ZM219 204V206H221ZM227 204V203H226ZM235 204V203H234ZM242 204V203H241ZM250 204V203H249ZM259 204V205H258ZM112 205V204H111ZM132 205V204H131ZM200 205V204H199ZM202 205V204H201ZM210 205H212L211 203H210ZM216 205H217V203H216ZM240 205V203L238 204L237 203V205L236 206H239ZM119 205H117V207H118ZM218 206V205H217ZM218 206V207H219ZM229 207L230 206H232V204L231 205H228ZM243 206H244V204H243ZM105 207V206H104ZM128 207V206H127ZM149 207V206H148ZM213 207V206H212ZM222 208L221 207V209H225V208ZM233 207V206H232ZM232 207H230V208H232ZM234 207H235V205H234ZM129 208V207H128ZM151 208V207H150ZM156 208V207H155ZM154 208V209H155ZM208 208V207H207ZM207 208H205L206 210H207ZM237 208V207H236ZM246 208H247V205H246ZM122 211H123V208L121 207L120 208ZM191 209V208H190ZM234 209V208H233ZM233 209H231V210H233ZM240 209H241V207H240ZM114 210H116V209H114ZM132 210V209H131ZM203 210V209H202ZM205 210V212H207ZM209 210H211V209H209ZM208 210V211H209ZM226 210H227V208H226ZM226 210H225V212H226ZM242 210V209H241ZM262 210H263V208H262ZM227 211H229V210H227ZM240 211V210H239ZM248 211V212H249ZM117 212H119V211H117ZM199 212V211H198ZM201 212V211H200ZM199 212V213H200ZM212 212V211H211ZM210 212V213H211ZM213 212H215V211H213ZM224 212V213H225ZM232 212V211H231ZM233 212H234V210H233ZM241 212V211H240ZM247 212V211H246ZM253 212L254 213H257V214H253ZM261 212H263V211H261ZM260 212V213H261ZM113 213H115V212H113ZM128 213H129V211H128ZM127 213V214H128ZM132 213V212H131ZM190 213V212H189ZM216 213V212H215ZM215 213L213 214L214 216H216L215 215ZM221 213V212H220ZM235 213V212H234ZM112 214V213H111ZM122 214H123V212H122ZM153 214V213H152ZM155 214V213H154ZM158 214V213H157ZM161 214V213H160ZM176 214V213H175ZM200 214H202V212L200 213ZM219 214V213H218ZM217 214V215H218ZM225 214H227V213H225ZM231 213H229V215H230ZM248 214V213H247ZM246 214V215H247ZM263 214V213H262ZM108 215V214H107ZM114 215H116V213L114 214ZM118 215H120L119 217H123L121 214H119L118 213ZM118 215L117 216H115V218L117 217V219L119 220V218H118ZM125 216H126V213L124 214ZM130 215V214H129ZM187 215V214H186ZM206 215V214H205ZM212 215V214H211ZM222 215H224L223 213H222ZM228 215V214H227ZM252 215V216H251ZM9 216L11 217V218H9ZM105 216V215H104ZM196 216V215H195ZM225 216V215H224ZM255 216V217H254ZM260 216V215H259ZM136 217V216H135ZM206 218H208L207 216H205ZM226 217V216H225ZM231 217H232V214H231ZM4 220H3V219ZM9 218V219H8ZM132 218V217H131ZM140 218V217H139ZM145 218H146V216H145ZM150 218V217H149ZM202 218V217H201ZM210 218H212V216L210 217ZM215 218V217H214ZM227 218V217H226ZM234 218V217H233ZM236 218V217H235ZM234 218V219H235ZM247 218V217H246ZM259 218V217H258ZM133 219H134V217H133ZM136 219H138V218H136ZM142 219H143V217H142ZM141 219V220H142ZM164 219V218H163ZM203 219V218H202ZM263 220L261 221V219L259 220L261 223L263 222V225L262 226H259V225H261V224H257V223H255V224H257L258 226H256L257 227V231H258V229L260 230V232H262L263 231V233H264V218H262ZM120 220H122V219H120ZM144 220V219H143ZM146 220V219H145ZM159 220V219H158ZM189 220H191V219H189ZM194 220V219H193ZM230 220V219H229ZM245 220V219H244ZM3 221V222H2ZM150 221V220H149ZM161 221V220H160ZM159 221V222H160ZM209 221V220H208ZM216 221V220H215ZM224 221V220H223ZM231 221L233 222V220L231 219ZM230 221V224L232 223ZM242 221V220H241ZM252 221V220H251ZM253 221H254V219H253ZM121 222H124L123 220L121 221ZM120 222V223H121ZM126 222V221H125ZM124 222V223H125ZM133 222V221H132ZM137 222V221H136ZM142 222V221H141ZM147 222H148V220H147ZM146 222V223H147ZM155 222V221H154ZM220 222V221H219ZM226 222V221H225ZM255 222V221H254ZM259 222V223H260ZM94 223V224H95ZM124 223H122V225H124L123 227L125 228V230L124 231H126V229H128V228H132L131 230H133V227L131 226L132 224H130V226L131 227H127L128 226V224L129 223H127V225H126V223L124 224ZM150 223V222H149ZM178 223V222H177ZM199 223V222H198ZM214 223V222H213ZM218 223V222H217ZM222 223V222H221ZM228 223H229V221H228ZM227 223V224H228ZM235 223V222H234ZM238 223V222H237ZM251 223V222H250ZM61 224H64V225H66V226H63L64 228H62V225ZM152 224H153V222H152ZM156 224V223H155ZM159 224V223H158ZM196 224V223H195ZM207 224V223H206ZM244 224V223H243ZM254 224V225H255ZM60 225H61V227H60ZM108 225V226H107ZM122 225H119V226H122ZM126 225V226H125ZM134 225V224H133ZM199 225H200V223H199ZM209 225H210V223H209ZM212 225V224H211ZM232 225V224H231ZM245 225V224H244ZM253 225V224H252ZM95 226V225H94ZM151 226V225H150ZM156 226V225H155ZM154 226V227H155ZM214 226V225H213ZM227 227H228V225H226ZM225 226V227H226ZM230 226V225H229ZM238 226V225H237ZM246 226V225H245ZM91 227V228H90ZM143 227H144V225H143ZM203 227V226H202ZM201 227V228H202ZM249 227V226H248ZM255 227V226H254ZM90 228V229H89ZM103 228V227H102ZM118 228V227H117ZM116 228V229H117ZM120 228V227H119ZM122 228V227H121ZM124 228H122V229H117V230H121V231H123V229ZM147 228H150V227H147ZM146 228V229H147ZM160 228V227H159ZM208 228H211L210 226L208 227ZM213 228V227H212ZM211 228V229H212ZM218 228V227H217ZM229 228H231V226L229 227ZM228 228V229H229ZM234 228V227H233ZM232 228V229H233ZM246 228V227H245ZM250 228V227H249ZM110 229V228H109ZM145 229V230H146ZM205 229V228H204ZM210 229V230H211ZM111 231H112V229H110ZM130 230V231H131ZM143 230V229H142ZM231 230V229H230ZM242 230V229H241ZM147 231V230H146ZM203 231V230H202ZM206 231V230H205ZM217 231V230H216ZM229 231V230H228ZM236 231V230H235ZM249 231H251V230H249ZM254 230H252V232H253ZM256 231V232H257ZM100 232V231H99ZM127 232V231H126ZM139 232V231H138ZM145 232V231H144ZM212 232V231H211ZM230 232V231H229ZM259 232V231H258ZM257 232V234H259L260 235V233H258ZM102 233V232H101ZM121 233V232H120ZM123 233V232H122ZM177 233V232H176ZM178 233H179V231H178ZM262 233V234H263ZM93 234V233H92ZM125 234V233H124ZM134 234V233H133ZM201 234V233H200ZM206 234V233H205ZM248 234V233H247ZM253 234H254V232H253ZM257 234H255V235H257ZM261 234V235H262ZM101 235V234H100ZM122 235V234H121ZM126 235V234H125ZM208 236H209V233L207 234ZM259 236V237H262V236ZM115 236V235H114ZM180 236V235H179ZM203 236V235H202ZM258 236V235H257ZM97 237V236H96ZM123 237V236H122ZM135 237V236H134ZM155 237V236H154ZM201 237V236H200ZM62 238H63V240H62ZM83 238V237H82ZM137 238V237H136ZM234 238V237H233ZM262 238H264V236L262 237ZM66 239L64 240V241H66ZM81 239V238H80ZM122 239V238H121ZM149 239V238H148ZM151 239V238H150ZM177 239H179V238H177ZM219 239V238H218ZM52 240V241H53ZM91 240H93V238L91 239ZM120 240V239H119ZM136 240V239H135ZM154 240V239H153ZM197 240V239H196ZM264 240V239H263ZM49 241V242H48ZM63 241V242H64ZM77 241V240H76ZM88 241V240H87ZM97 241V240H96ZM95 241V242H96ZM100 241V240H99ZM142 241V240H141ZM155 241V240H154ZM194 241V240H193ZM68 242V241H67ZM101 242H103V241H101ZM149 242V241H148ZM185 242V241H184ZM183 242V243H184ZM192 242V241H191ZM54 243H55V241H54ZM73 243V242H72ZM123 243V242H122ZM133 243V242H132ZM147 243V242H146ZM150 243H152V240H151V242ZM176 243H177V241H176ZM261 243V242H260ZM260 243H258V244H260ZM48 244V245H47ZM64 244H65V242H64ZM78 244V243H77ZM96 244V243H95ZM100 244V243H99ZM121 244V243H120ZM141 244H143V243H141ZM149 244V243H148ZM184 244H186V243H184ZM188 244H189V242H188ZM264 243H262L261 244V246L263 247V249H264V245H263ZM144 245V244H143ZM179 245H180V243H179ZM178 245V246H179ZM189 245H191V244H189ZM194 245H196V244H194ZM254 245V244H253ZM256 245V244H255ZM69 246H70V241H69ZM96 246V245H95ZM97 246H98V243H97ZM104 246V245H103ZM156 246V245H155ZM158 246V245H157ZM157 246H156V248H157ZM181 246V245H180ZM183 246V245H182ZM192 246V245H191ZM190 246V247H191ZM218 247H219V245H217ZM259 246V245H258ZM261 246H260V248L256 251V252H258V251H260L262 248H261ZM152 247V246H151ZM159 247V246H158ZM176 247H177V245H176ZM251 247H252V245H251ZM48 248V247H47ZM46 248V249H47ZM52 248H54V249H56L55 247H52ZM110 248V247H109ZM149 248H150V246H149ZM181 248V247H180ZM254 248H255V246H254ZM82 249H83V247H82ZM90 249H91V247H90ZM92 249H94V248H92ZM102 249V248H101ZM107 249V248H106ZM179 249V248H178ZM256 249V248H255ZM52 251H53V249H51ZM50 249H49V251H51ZM74 250V249H73ZM75 250H76V248H75ZM86 250V249H85ZM88 250H89V248H88ZM109 250V249H108ZM153 250V249H152ZM184 250V249H183ZM247 250V249H246ZM253 250V249H252ZM33 251V250H32ZM47 251V250H46ZM51 251V252H52ZM68 251H70V250H68ZM76 251H79V250H76ZM75 251V252H76ZM81 251V250H80ZM102 251V250H101ZM104 251H107V250H104ZM138 251H140V250H138ZM137 251V252H138ZM145 251V250H144ZM143 251V252H144ZM146 251H148V250H146ZM157 251V250H156ZM191 251H193L192 249H191ZM264 251V250H263ZM51 252H49V253H51ZM92 252V251H91ZM95 252V251H94ZM97 252V251H96ZM108 252V251H107ZM182 252V251H181ZM184 252V251H183ZM246 251H244V253H245ZM260 252H262V250L260 251ZM259 252V253H260ZM36 253V252H35ZM46 253V252H45ZM74 253V252H73ZM84 253V252H83ZM161 253V252H160ZM189 253V252H188ZM196 253V252H195ZM194 253V254H195ZM259 253H256L255 255H256V259L258 258V254ZM262 253H264V252H262ZM38 254H36V256L34 255V259H35V257H37V255ZM52 255H55V254H53V252L51 253ZM68 254V253H67ZM88 254V253H87ZM90 254V253H89ZM88 254V255H89ZM97 254V253H96ZM100 254V253H99ZM106 254V253H105ZM143 254V253H142ZM157 254V253H156ZM183 254V253H182ZM248 254V253H247ZM39 255H42V254H39ZM38 255V256H39ZM50 255V254H49ZM55 255V256H56ZM69 255V254H68ZM104 255V254H103ZM141 255V254H140ZM159 255V254H158ZM181 255V254H180ZM179 255V256H180ZM185 255H187L186 253H185ZM199 255V254H198ZM197 255V256H198ZM202 255V254H201ZM258 255V256H257ZM260 255H261V253H260ZM1 256V255H0ZM1 256V257H2ZM61 256H62V258H61ZM97 256V255H96ZM101 256V255H100ZM99 256V257H100ZM119 255H117V257H118ZM138 256V255H137ZM156 256V255H155ZM161 256V255H160ZM178 256V257H179ZM188 256V255H187ZM200 256V255H199ZM203 256V255H202ZM261 256H264V255H261ZM0 257V258H1ZM48 257V256H47ZM54 257V256H53ZM53 257H51V258H53ZM87 257V256H86ZM89 257V256H88ZM120 257V256H119ZM181 257H183V256H181ZM186 257V256H185ZM206 257V256H205ZM245 257V256H244ZM247 257H249V256H247ZM29 258V259H28ZM37 258H40V257H37ZM36 258V259H37ZM42 258V259H41ZM41 258H40V260H42V261H46L47 259H45L44 260V258H43V256H41ZM82 258H84V257H82ZM81 258V259H82ZM97 258H98V256H97ZM96 258V260H98ZM141 258V257H140ZM175 258V257H174ZM192 258V257H191ZM208 258V257H207ZM25 259V260H26ZM34 259H32V260H34ZM90 259V258H89ZM88 259V260H89ZM116 259V258H115ZM181 259V258H180ZM184 259V258H183ZM182 259V260H183ZM195 259H197L196 257H195ZM203 259H204V257H203ZM210 259V258H209ZM259 259H261L260 257H259ZM2 260V259H1ZM8 260V259H7ZM39 260V261H40ZM49 260H50V256H49ZM86 260V259H85ZM159 260V259H158ZM162 260V259H161ZM160 260V261H161ZM177 260V259H176ZM187 260H189L188 259V257H187ZM204 260H206V258L204 259ZM246 260V259H245ZM250 260V259H249ZM249 260H247V261H249ZM258 260V259H257ZM263 260V259H262ZM5 261H6V259H5ZM4 261V262H5ZM20 261V260H19ZM18 261V262H19ZM29 261H31V259L29 260ZM28 261V262H29ZM76 261H78V260H76ZM93 261V260H92ZM186 261V260H185ZM207 261V260H206ZM260 261V260H259ZM3 262V263H4ZM32 262V261H31ZM30 262V263H31ZM34 262V261H33ZM38 262V261H37ZM56 262H58V263H56ZM80 262V261H79ZM78 262V263H79ZM149 262V261H148ZM151 262V261H150ZM181 262V261H180ZM201 262V261H200ZM212 262V261H211ZM233 262V261H232ZM2 263V262H1ZM5 263H7V262H5ZM10 263V262H9ZM14 263V264H15ZM25 263V262H24ZM26 263H27V261H26ZM39 263V262H38ZM40 263H41V261H40ZM45 263V262H44ZM50 264H51V261L49 262ZM196 263V262H195ZM198 263V262H197ZM208 263H210L209 261H208ZM263 263V262H262ZM29 264V263H28ZM33 264V263H32ZM73 264V263H72ZM137 264V263H136ZM142 264V263H141ZM187 264V263H186ZM201 264V263H200ZM219 264H220V262H219ZM223 264V263H222ZM226 264V263H225Z\"/></svg>",
    "mask_w": 264,
    "mask_h": 264
}]
</instances>
